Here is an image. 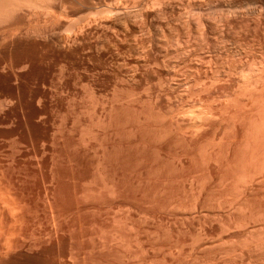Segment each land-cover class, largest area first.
Segmentation results:
<instances>
[{
	"label": "rangeland",
	"instance_id": "rangeland-1",
	"mask_svg": "<svg viewBox=\"0 0 264 264\" xmlns=\"http://www.w3.org/2000/svg\"><path fill=\"white\" fill-rule=\"evenodd\" d=\"M46 1H47V3L49 2L48 3L49 6L53 5L52 7L54 10L50 9L51 11H49L50 13L48 14V13H46V11L44 9L41 10V8H40V11L36 12L33 15H30V17H29L30 22H31V20H32V22L28 23L27 31L30 29L28 32H33L35 30H36L35 32H37V30L41 31V30H46L47 28H49L47 30H49L53 35H54V33H56L55 34L56 36L54 35V37L60 38V36H61L63 38V40H62V38H60L61 39L60 41H63V42H60V44L62 43L61 45H63V47L65 45L68 46V47L65 46L64 48H69V46L71 45L72 48L69 49V51L72 50L71 53L69 52L68 53L69 55L67 54L66 56L64 54L61 55L59 53L56 55V54H53L52 52H50L44 48L39 50L40 49L39 47H38L39 49H37L36 45H34L31 41H27L28 43L23 42V43H25V45L23 43H21V45L23 44L22 47L20 48L18 46L17 47L18 50H16V52L10 53L11 57L8 55L5 57L3 54H0V60H2V59L4 60V62L1 63V66H2V68L5 67L4 71H3L4 74L0 75V102H1L0 103V154H1L0 155V179L2 178L0 180L2 182V183L0 182V191H1L0 196H4V194L6 195V196H4L3 200H1L3 197H0L1 198L0 200L3 204V205L1 204L2 207L3 206L5 207V205H6L5 208L0 207L1 210L3 209L2 212L0 210V212H1L0 214L1 215L5 214L4 216L0 215V218L2 219V220L0 219L1 220L0 221V226H1L0 227L1 228L0 229V233H1L0 234V264H143V263L144 264H233V263L236 264V260L238 261L237 264H257V263L258 264H264V254H263L264 253L263 252L264 246H261L260 247L261 249H259L258 248L259 246H258L256 251H255V248L253 250L251 249L252 250V252H251L248 249H244L243 247H241L239 245L242 242L241 239L245 238L246 234H247V230H245L246 227H244L243 224H242V226L241 225L238 226V228L237 227L236 228H230L229 227V229H232V230L227 229L228 228L227 224L230 222V220L228 219L229 218L228 214H230V212L232 210H234L232 208H230V210H229V207H231L230 205L233 204L232 207L234 208V205L236 204V202H235V204L234 203L228 204V203H231L229 201L225 202V204L227 206H229V207L225 206L229 212L223 211V209L226 210L225 207L224 208L222 207L223 208L221 210L222 212L219 211L221 208L219 209L218 203H217L218 206L216 207L215 203L219 202L218 199L220 201H221V199H222V201L226 200V199L234 200L235 196H233L234 194L231 195V193H228V194L224 193L222 191L223 189L221 190V192H222V194H221L218 191V188L221 189V187H218L221 185V182L219 180L214 181V180H211L209 178L211 181L210 182L207 179V176L204 177L205 172L207 173L208 171L212 170V172L215 171V173H216V171H218V170H216V168H215L216 165L214 164V162L213 163L211 162L214 167L212 166L211 163H210L211 166L208 163L207 166L209 165L208 169L210 168V170L206 171L207 166L206 165H205L206 167L202 166L203 164H201L202 162H200V161H202L203 155L200 156L198 154V156H196V154L198 152H200V154L202 153L203 147H204V151L207 150L210 152L212 150L211 153L214 152L213 149H216L218 147V146L216 147L217 144H215V143H218L217 142L218 140L224 141L225 136H222V135L217 134V133L214 134V132H211V131H213L211 129V131L210 130L207 131V132H209V134L207 133L208 135L207 134H205V135L200 134L201 136L200 135H197V136L194 135L195 136V138H194V136H192L191 134L190 135H188V134L182 135L184 132H181V130L177 129L182 134H180V133L178 134L177 130L176 131L173 130L176 133L173 134V136H174L173 137L171 134L172 131L170 132L171 137H172V139H171V137L168 136V134H166L164 136L163 135L162 136L155 135L156 131L154 132V126H156L157 123L162 124L163 122L161 123V121L159 122L157 120V123H155V125L153 123V125H154L153 127L151 126L152 125L151 124L150 128H148L149 127L148 122H145L146 124H148L146 127L148 129H150V131H151V129H153V131H152L153 134H152V132H148L149 130L146 128L140 129L141 126L145 127V125H146L142 120L143 118H141V124H139L140 121H138V118L136 119L133 117V114L135 116L139 115V113L141 116L144 115L145 114L144 112L146 110L144 109L145 111H143L141 113L140 107L142 106V104H146V105H143V106H145V108L147 106H148V108L151 107V106H149L150 101H151L152 107H153V103H154V106L155 105L158 106V108H157V106H155V108H152V109H155V113H156L155 117H156L158 110L159 111L164 110V112L167 114V112H166L167 110H165V109H168L167 107H169V106L173 107L174 109H175V107H178L177 109H179V107L185 108V106L191 107L192 106L191 101H193L195 103L197 101V99H199V98H200V100L204 99L202 101V103L203 102L206 103V101H207L209 103L212 102L214 104L213 100L217 99V98L216 97L214 98V92L213 91L216 92V89H217V92H221L224 88L223 89L221 88L220 91L218 89L220 87H223L222 84H224L225 82L226 83L224 84V87H225L224 91H226V89H228V90L229 89L231 90V88L234 89L233 88L234 86L236 88L237 83L235 84L234 80L237 82V78L240 76V75H238V71H233V69H232L233 67H232L231 68L233 71L232 72L231 70H229L228 68H225V67H227L228 64L231 63L232 65L234 64V66L236 67V70H237L238 67H237V65H235V62H236V64L238 63L240 65V63H241L240 60L243 59L244 61L243 60H241V61L243 62V65H244V64L250 63V62L252 63L253 60L256 61V60L262 59L260 57V55L262 57L264 56V46H263L264 45V38L262 37V39H263L262 40L261 35L259 33H256L258 31H255V29L253 30V27L250 28V26H249L247 28L245 26L247 24L237 22L238 19L239 20L241 19V18H238V15H240V14H238L237 12L244 10V9H241L242 4H240V3H242V2L237 3V0H230V1L229 0H224V1L223 0H170V2H169V0H157V1L156 0H142V1L141 0H96V1L95 0H89V1L88 0H72V1L71 0H58V1L57 0H51V1L50 0H43V3H45ZM61 1H62V3H61ZM70 2H72V4H73V2H75V4H74L75 6L74 5L72 6V4ZM94 2H95V4H94ZM225 2H226V4H225ZM47 3H46V5H48ZM91 3H92V5H91ZM108 4H111V6ZM152 4H155V5H152ZM229 4H230V6H229ZM76 5H78V6H76ZM160 5H162V6L160 7ZM70 6H71V8H70ZM84 6H85V8H84ZM164 6H166V7H164ZM104 7L107 9L112 8L113 11L112 10H106V9H104ZM100 8L101 9L103 8V9L97 10ZM144 8H147L148 10L144 9ZM161 8H163L164 12H162L163 10ZM178 8H180V9H178ZM243 8H244V6H243ZM70 9L71 10L74 9V10L71 11ZM158 9H160V10H158ZM23 11H25V10L23 9ZM63 11H65L64 14H63ZM91 11L92 12L96 11L95 12L96 14L94 13V15H93V13H92L90 16L89 13H91ZM97 11H98V13H100L99 16H98ZM99 11H102V12H99ZM142 11L143 12L145 11V12L143 13ZM40 12H41V16H39ZM147 12H149L151 15V16L149 15L147 17L148 21L145 19L146 18L145 15ZM159 13L161 14V16ZM162 13H164V14H162ZM46 14H48V15H46ZM80 14H83L84 16H82ZM85 14H88L90 17L88 15L85 16ZM157 14H159V15H157ZM49 15L51 16V18ZM79 15L82 16V19H85V21L82 19L80 20ZM109 15H110V17H109ZM254 15H256V14H254ZM263 15H264V13H262V15L260 17L264 21ZM34 16H36L37 19ZM52 16L55 18H53ZM234 16L238 18L237 21L232 20V19H236V18H233ZM83 17H85V18H83ZM137 17H139V18H137ZM158 17H160V19ZM224 17H226L227 20H229L228 18H230V20L227 21L226 18H224ZM34 18H35V20H33ZM77 18H79L78 23L76 21V24L74 25L73 23L75 21L74 22H72V21L74 19L77 20ZM168 19H169V21H168ZM135 20H137V21L135 22ZM140 20H142V21H140ZM196 20H198V21H196ZM202 20L207 21L208 23L211 21V22H213V24H212V26L209 27L208 26L209 24L205 25V23L207 24V22H203ZM71 22H72V25H71ZM100 22H101V24H100ZM142 22H144L143 23L144 25L142 24ZM196 22H199V24H201V25H199ZM44 23H45V25H43ZM33 24H35V25H33ZM40 24H42L43 26ZM181 24H183L182 25L183 27L181 26ZM232 24L233 25L235 24V26H233ZM240 24H242L243 26L242 25L240 26ZM29 25L31 27H29ZM39 25H40L41 29L38 27ZM53 25H54V27H53ZM76 25H78L79 30L77 29ZM226 25H229V26H226ZM68 26H70V28H68ZM75 26H76V28H75ZM141 26H142V28L140 29ZM144 26H146V27H144ZM42 27L45 29H43ZM84 27H85V29L83 30ZM103 27H104V29H103ZM197 27H198V29H197ZM130 28H131V30H130ZM23 29L26 30V28H23ZM91 29H93V30H91ZM202 29H205V30L202 31ZM197 30L202 31V32L201 31L200 32L203 33L202 35L205 37V39L202 36L203 39L201 40V38L200 39L198 38L199 37L198 35H195ZM224 31H225V33H224ZM158 32H160V33H158ZM227 32L230 34L228 35ZM62 33H63V35H62ZM204 33L208 34V38H207V36L204 35ZM118 34H120V35H118ZM136 34H138V35H136ZM134 35H135V37H134ZM230 35H231V37H230ZM238 36H240V38ZM64 37H65V39H64ZM108 37H110V38L108 39ZM150 37H152V38H150ZM101 38H102V40H100ZM146 38H148V39H146ZM212 38H213V40H212ZM75 39L77 41H75ZM140 39H141V41L143 39H145V41L146 40L147 41L141 42ZM162 39H164V40H162ZM124 40H125V42H124ZM126 40H127V42H126ZM244 40H245V42H244ZM114 41H117V42L114 43ZM171 41H173V42H171ZM198 41H200V42H198ZM203 41H204V43H203ZM227 41H228V43H227ZM68 42L71 44H69ZM73 42H74V44H73ZM104 42H105V44H104ZM179 42H180V44H179ZM193 42H195V43H193ZM206 42H207V44H206ZM30 43H32V44L29 45ZM83 43H84V45H83ZM87 43H89V44H87ZM197 43H198V45H197ZM26 44H28V45H26ZM174 44H176V45H174ZM186 44L187 45L189 44V45L187 46ZM73 46L76 50L73 48ZM97 46H99L98 47L99 50L97 49ZM138 46H139V49H138ZM90 47H92V48H90ZM153 47L155 48L154 51H153V49L151 50V48H153ZM158 47H159V49L157 50ZM107 48H109V49H107ZM116 48H118V49H116ZM142 48H144V49H142ZM148 48H150V49H148ZM173 48H175V49H173ZM177 48H178V50H177ZM91 49H93V50H91ZM101 49H103V50L101 51ZM138 51H140V52H138ZM147 51L148 52L153 51L152 52L153 54L152 53L147 54L148 53ZM172 51L174 53H172ZM166 52H168V53H166ZM180 52H181V55H179ZM182 52H184V53L182 54ZM72 53H73V55H72ZM248 53L249 54L251 53V54L249 55ZM139 54L141 57H139ZM156 54H158V55H156ZM109 55H110V57H109ZM123 55L125 56V58ZM202 55H204V56H202ZM17 56H19V58L27 57L31 61V64L20 63V66H19V63H16V65H15V63L12 62L10 65L8 63L10 61V59L16 60ZM154 56L156 59L153 58ZM211 56H212V58H211ZM256 56L259 59H254V57L257 58ZM202 57H204V58H202ZM187 58H189V59H187ZM142 59H143V61H142ZM227 59L229 62L226 61ZM231 60L233 61V63L231 62ZM246 60H247V62H246ZM154 61L155 62L157 61L160 64H158L156 62L158 64V65L156 64L157 65L156 66L154 64L155 63ZM209 62H211L210 65H209ZM4 63H6V66ZM216 63H217V65H216ZM224 63L225 64L228 63V64L224 66V65H222ZM25 64H27V67H25ZM203 65H204V67H203ZM241 65H242V63H241ZM188 66H190V68ZM244 66H247V65H244ZM107 67H109V68H107ZM25 68L28 70V72ZM137 68H138V70H137ZM216 68H218V69H216ZM5 69H6V72H5ZM146 69H148V70H146ZM211 69H213V70H211ZM220 69L222 72L220 71ZM225 69H226V71H225ZM17 70L18 71L23 70L24 72L23 71L17 72L19 75L17 77V75H14V74H17L16 73ZM155 71L157 72V74ZM218 71H220V74H218V75L215 74V72L219 73ZM227 71L229 72V74ZM11 72H13V73L11 74ZM174 72L176 74H174ZM194 72H196V73H194ZM206 72H207V74H205ZM224 72H225V74H224ZM236 72H237L238 76L236 75ZM189 73H190V75H189ZM3 76H5V77H3ZM158 76H160V77H158ZM186 76H189V77L193 76V78H191V80H190V78L187 77L188 79H186L185 78ZM204 76H206V77H204ZM161 77H162V79H161ZM202 77H204V78H202ZM18 78L19 79L21 78V79L18 80ZM130 78H131V80L132 79L133 80L131 81ZM79 79H80V81H79ZM136 79H137V81H136ZM176 79H178V80H176ZM183 79H184V82H183ZM17 80H18V82L19 81L20 82L19 83L16 82ZM185 80H186V82L189 81L188 83H190V81H193V83L191 82L190 84H191V87L193 86L194 92L196 91L195 93H193L191 91L192 94L188 92L189 94L186 93L187 95H185L184 94L185 91H179V89H181V85L183 86L185 84ZM204 80H206V81H204ZM207 80H209V81H207ZM228 80H229V82H228ZM10 81H11V84H10ZM14 81H15V83H14ZM161 81H163V82H161ZM159 82L161 83L160 86H159ZM165 83H166V85H165ZM218 83L220 84V86ZM150 84H151V86H149ZM199 84L202 85V88L199 87L200 86ZM230 84L231 85L233 84V86L230 87L229 86ZM179 85H180V88H179ZM212 85H214L215 87ZM163 86H165V87H163ZM118 87H119V89H118ZM149 87H151L152 89H150ZM183 87L181 90H183ZM93 88H95V89H93ZM212 89H215V90H212ZM18 90H19V92H18ZM40 90L45 92L44 98L35 97V94L37 93L36 91H40ZM210 90L213 92V94L211 93L212 96L208 97L209 96L208 94H210V93L206 94V92H211ZM94 91H95V93H94ZM130 91H133L134 93L130 92ZM203 91H204V93H202ZM127 92H128V95L126 94ZM180 92L183 93L184 95L183 94L181 95ZM99 94H100V97H99ZM134 94L137 96L135 97ZM150 94H151V96H150ZM156 94H157V96H156ZM205 94H206V97H205ZM89 95H90V97H89ZM96 95H97V97H96ZM118 95H120V96H118ZM130 95H133V96H130ZM170 95H171V97H170ZM159 96L161 97V99L158 100V98H160ZM167 96L169 99L167 98ZM201 96H203V97L201 98ZM195 97H198V98H195ZM194 98L196 101L193 100ZM124 99L127 103H129L131 105L132 108L135 107L134 109H136V106H137V108L139 107L138 109H136L137 112H135V111L132 112V109L130 112L129 105H127V103H123ZM146 99H148V100L146 101ZM171 100H173V101H171ZM152 101H153V103H152ZM175 101H176V103H175ZM185 101L186 102L188 101L189 104L186 103ZM3 102L5 105L3 104ZM144 102H147V103H144ZM215 102H217V101H215ZM118 103H120V104H118ZM209 103L208 104L206 103V104L212 105ZM6 104H9V106ZM169 104H171V105H169ZM37 105H40L41 108L43 107L42 112L39 114H35V107H37ZM98 105H99V107H98ZM113 105L114 106L117 105V107L115 106V108H117V109L120 106H122V107L119 108L120 111L118 109L119 112L118 111L116 112L117 115L119 116V117H117L118 119L116 118V120H118L117 123L115 122L117 125H114L115 124L114 123L112 125L114 129H112V131H111L112 126L110 127L108 125L110 127V129L108 130L109 127L107 125L106 126L108 128H104V127H106L105 124L103 125L101 122H98V121H99V119L104 117V115L102 117L101 114H106V112L108 111L107 108H109V107L114 108ZM123 105H127V107H128L127 111L129 113H132V114H130V115H132V118L129 116V118H131L129 120L127 119L128 116L122 117L123 114H125V116L127 115L126 114L127 108H125L126 113H123L121 116V113H122L121 110L124 107ZM139 105H141V106H139ZM215 105H213V106H215ZM143 106L141 108H143ZM115 108H114V110H115ZM148 108H147V110L151 109V108H149V109ZM173 108H172V110H174ZM182 108H181V111L179 109V113H177L178 115L181 112H183ZM188 108H185L184 115L187 112ZM103 110H104V112L102 113L101 111H103ZM105 110H106V112H105ZM156 110H157V112H156ZM125 111L123 108V112H125ZM146 112L148 114L149 111H146ZM162 112L163 111L158 112L159 113L158 115H160V114L166 115L165 113H162ZM171 112L172 111L170 110L168 112V115ZM174 112H176V111H174ZM135 113H138V114L136 115ZM173 114L175 116L177 115L175 113H173ZM45 115H46V118H45ZM99 115L101 117H99ZM170 115H172V114H170ZM178 115H177V117H178ZM182 115H183V113L180 114V116H182ZM186 115H188V114L186 113ZM186 115L184 116L185 118L183 116L182 117L184 118L185 121L186 120L188 121V119H186V117L188 118L189 116H186ZM41 116H44V117H41ZM153 116H154V114H153ZM180 116L178 118L175 117L173 120L177 121L176 119H179L178 122L179 121L182 122L183 119L180 118ZM4 117H5V119H4ZM121 118L124 120L125 123L123 122V120ZM161 118H162V116H160L159 119H161ZM164 118L165 117H163L162 119H164ZM168 118L169 117L167 116V119H165V122H166V120L168 122L170 121V119L168 120ZM170 118H171V116H170ZM133 122L135 123V125ZM142 122L144 123V126H143ZM149 122L152 123V121H149ZM165 122H164V125L168 126V124H166ZM137 123L139 125H141V126H139V131H137L138 129L136 130V127H138V125H136ZM10 125H11V127H8ZM120 125L122 127H120ZM125 125L126 126L128 125V126L125 127ZM161 126H163V125H161ZM167 126H164L163 128L168 129L169 127H167ZM174 126H175V124H174ZM117 127H120V128H117ZM123 127H125V128H123ZM132 127L133 128L135 127V129H133ZM122 128H123V130H122ZM126 129H127V131H126ZM144 129L147 130V134L145 132L146 130H144ZM107 130L110 134L105 133V132H107ZM113 130H115V132ZM140 130H144V133L143 132L141 133ZM119 132H120V134H119ZM137 132H138V134H137ZM111 133H113V134L111 135ZM140 133H141V135H140ZM148 133H150V134H148ZM132 134H134V135H132ZM135 135L137 138L135 137ZM220 136H222L221 137L222 139H220ZM118 137H120V138H118ZM165 137H167L166 140H165ZM185 137L187 140L185 139ZM122 138H124V139H122ZM157 138H159V139H157ZM13 139H15V140H13ZM107 139L109 140L110 143L107 141ZM130 139H132V141ZM177 139L178 140L180 139V140L178 141ZM181 139H183V140H181ZM190 139L193 141H190ZM128 140H129V142H127ZM152 140H153V142H152ZM156 140H157V142H156ZM202 140H204V141H202ZM213 140L214 141L216 140V141L213 142ZM161 141H163V143ZM195 141H196V143H194ZM211 141L213 142V144ZM79 142H81V143H79ZM179 142H181V143H179ZM185 142L187 144L188 143L189 144L186 145ZM43 143L45 144V146ZM145 143H148L147 146H145L146 145ZM157 143H160V144H157ZM204 143L206 145H203ZM20 144H22V145H20ZM140 144H141V146H140ZM208 144H210V145H208ZM218 144L220 146V143H218ZM161 145H163V146H161ZM189 145H191V147L193 149L190 147H189L190 149H188ZM222 145L223 144H221V147H223ZM24 146H26V147H24ZM79 146H81V148ZM212 146H215L216 148L212 147ZM137 147L139 148V150L137 149ZM73 148H75L76 150ZM103 148H106V149L104 151H102ZM144 148H146L147 151ZM219 148H217V150ZM194 149L197 151L195 152ZM106 150H109V151H107L108 160H109V158L111 159V160H109L108 163L112 164V166H111V164L107 163L108 166H111L110 168H108V170L110 169V171H107V172L108 173L110 172L111 174L113 172V174H116V175H113V174L111 175L110 173L106 175V171L104 173L106 176H104L103 174H101L102 176L101 175L99 176L97 173V164L96 163H98L100 154L102 156V153L105 152ZM188 150L189 151L192 150L190 152V153H192L191 154L192 157H193V153H195L193 158L190 157L191 155L189 154ZM142 151H144V152H142ZM47 152L49 154H46ZM56 152H58V153H56ZM86 152H88V153H86ZM108 152L110 153V155L108 154ZM140 152L142 154V157L145 155L144 157L146 158V160H145V158L141 157ZM152 152H153V154H152ZM163 152H165V153H163ZM18 153H21V154L19 155ZM158 153L160 154V156ZM179 153H180V155H179ZM186 153L189 154V155H186L189 157H185V158H187V161H189V164H190V162L193 161L194 158L196 159V157H197V160L193 161L194 165L192 166V168L190 167L189 164H187V165H189V168H190V170L187 171V173L189 172L188 174L183 173V171L181 170L182 168L179 165L177 166V168H179V169L175 168V170H177V172H176L173 169V167H176L177 163H179V162L181 163V161L183 162L186 160L183 156ZM44 154H45L46 158L44 157ZM58 154H59V156H58ZM86 154H88V155H86ZM118 154H119V156H118ZM207 154H209V153H206V155ZM69 155L71 156V159L69 158ZM125 155H127V156L125 157ZM167 155H169V156H167ZM72 156H74L73 158H75V157H77V158L73 159ZM152 156H154V157H152ZM171 156H172V158H171ZM40 157L43 159L41 160ZM115 157H116V159H115ZM33 158H34V160H33ZM118 158H120V159H118ZM199 158L201 160H199ZM24 159H27V160H24ZM77 159H78V161H77ZM113 159H115V160H113ZM139 159H141V160H139ZM142 159L145 160V163H147V164L143 163L144 161L141 162ZM190 159H192V160L190 161ZM72 160H75V162L73 161L74 165L72 164L73 162L71 163ZM61 162H63V163H61ZM174 162H175V164H174ZM153 163H155V165ZM156 163H158L159 165ZM62 164H64V165L61 166ZM143 164H145V166H146L145 168H144ZM40 165H41V167H40ZM94 165H95V167H94ZM137 165H139L140 167ZM142 165H143V168H142ZM151 165H152V167H151ZM28 166H30V167H28ZM37 166H38V168H37ZM51 166H53L54 169ZM127 166H129V167H127ZM218 166H217V169L219 168ZM137 167H139V168H137ZM202 167H204L206 170L203 169ZM211 167H213V169H215V170L211 169ZM111 168H112V171H111ZM164 168H165V170H164ZM170 168H171V170H170ZM16 169H17V171H16ZM51 169H52V171H51ZM143 169L144 170L149 169L148 170L149 171V179H150V181H152V182H150V184L153 185L155 190L152 189L153 187H151V189L154 190V192L157 190L156 191L157 194H158V192H160L162 196L165 193V192L162 193L165 189L166 192L169 194L168 195L169 197L165 196L167 194H165L162 197L159 193L158 195H156L157 198H156V196L154 198V195L156 192L155 193L152 192L153 194L151 193L150 186H152V185L149 184V182H148L149 179L147 182H144L145 184L143 183L144 180L141 179L143 176L146 175V170L143 171ZM185 170H188L187 166H186ZM204 170H205V172H204ZM14 171H16V172H14ZM19 171H21V172H19ZM173 171H175V172H173ZM178 171L180 174H182V173L183 174L181 176H180V174L176 175V173H178ZM220 171H221V169H220ZM150 172H152V173H150ZM203 172H204V174H203ZM73 173H74V175H76L75 177H74ZM170 173H171V175H170ZM173 173H175V174H173ZM55 174H57V175H55ZM141 174H142V176H141ZM150 174H153V176ZM155 174L156 175L158 174L157 176H159L160 174L161 175L159 177H157ZM6 175H7V177H6ZM58 175H60V176H58ZM172 175H174V176H172ZM183 175H185V176H183ZM27 176L29 179L27 178ZM113 176H116V180L120 182V183L118 182L120 185V187H119L120 191L118 193H115L116 196H114L115 194L112 195L111 192H109L107 187L105 186V181H106V183H108L110 178H114ZM150 176H152L153 178L152 177L150 178ZM176 176H178V177L176 178ZM128 178H129V180H128ZM205 178L208 180L206 183H205ZM8 179L9 180L11 179L10 180L11 182ZM143 179H144V177H143ZM181 179H183V180H181ZM212 179H214V178H212ZM73 180H74V182L72 183ZM75 181H76V183H75ZM201 181H203V182H201ZM165 182H167L169 184L170 187L168 186V184H167V186L169 187V189H171L170 190L171 193L168 192L169 189L167 191L168 187L162 188L163 186H165L163 184ZM190 182H192L194 185L191 184ZM219 182H220V185H219ZM6 183H7V185H6ZM65 183H66V185H65ZM146 183H148V185H150V186L146 187V185H147ZM201 183H203V184H201ZM209 183H211V184H209ZM141 184H144L145 187H143V185H141ZM162 184H163V186L161 187ZM190 184L193 185L194 189ZM197 185H199V186H197ZM202 185L205 187V190H203L204 187ZM123 187H124V189H123ZM136 187H137V189H136ZM160 187H161L162 191L160 190ZM183 187H185V188H183ZM191 187H192V189H191ZM55 188H59V190L55 189ZM143 188L144 189L147 188L146 190L150 191V192H148V194L149 193L150 194L149 195L147 193H146L147 195L141 194L144 192V191H142ZM6 189H7V191H6ZM8 189H9V191H8ZM69 189H70V191H69ZM181 189H182V191H181ZM198 189L201 190L202 192L198 191ZM86 190H88V191H86ZM123 190H125V191H123ZM173 190H175V191L173 192ZM195 190H196V192H195ZM57 191H58V193H57ZM6 192H8V193H6ZM86 192H88V193H86ZM216 192H217V194H216ZM9 193H10V195H8ZM94 193L96 195H94ZM133 193H135V194H133ZM136 193H137V195H136ZM184 193L186 196L184 195ZM24 194H25V196H24ZM53 194L56 197V199H55L57 201V202H55L56 205H54V203L51 202V201H55L54 197L52 196ZM87 194H89L91 196H89ZM187 194H189V195H187ZM199 194H201L200 198H195V196L199 195ZM11 195H12V197H11ZM45 195H46V197H45ZM81 195L83 197H81ZM84 195H86V196H84ZM211 195H213V197H211ZM94 196H96L97 198ZM98 196H101L102 198L98 197ZM5 197H7L9 200V201H6V203H5ZM9 197L12 198L11 203H10ZM197 197H199V196H197ZM218 197H220L221 199ZM224 197H226V198H224ZM228 197H230L231 199ZM232 197H233V199H232ZM260 197L261 198H258L259 201L258 200L256 201L257 202L256 207L260 211L262 208L261 212L264 213V198H263L264 195L260 196ZM24 198H26V200ZM92 198H94V199H92ZM212 198H213V200H212ZM38 199L40 201L39 203H38ZM88 199H90V200H88ZM151 199H153V200L151 201ZM174 199H176L175 201L178 200V202H175V204L177 203V205L180 204L179 201L182 200V202L180 201L181 203H183L182 205L180 204L181 205L180 207L182 209L180 207H176V206L174 207L175 204H172V201H171V200H173V203H174ZM194 199H199L202 202L205 201L203 203L206 206H204V204H202L203 206H202L201 210H200V208L197 210L193 209L192 205H191V203H192L191 201L194 202ZM215 199H216V201H215ZM64 200H66V201H64ZM88 202H90V203H88ZM91 202H92V204L93 203L94 204L92 205ZM95 202H97V203H95ZM209 202H210V204H209ZM13 203H15L14 207H13V205H14ZM8 204H9V206H7ZM87 204H88V206H87ZM185 204L187 207L185 206ZM144 205L145 206L148 205V206L145 207ZM260 205H261V207H260ZM57 206H58V208H57ZM164 206H166L167 208ZM223 206H224V204H223ZM10 208H12L11 209L12 215L10 213ZM54 208H57L56 210L57 211L59 210V211L56 212V210H55V212H54ZM4 209H5V211H4ZM66 209H68V210H66ZM206 209H208L209 211ZM177 210H178V212H177ZM190 210H192V211H190ZM213 210L215 211L214 213H213ZM145 211H147V212L150 211L151 214H150V212L147 213ZM160 211H162V212H160ZM34 212H36V213H34ZM84 212H85V214H84ZM15 213L17 214V216ZM154 213H156V214H154ZM172 213H174V215ZM195 213L197 216L195 215ZM219 213H221V214H219ZM141 215H142V217H141ZM181 215H183V216H181ZM223 215H224V217H223ZM207 216H208V218H206ZM69 217H71V218H69ZM170 217H172V218H170ZM178 217H179V219H178ZM188 217H189V219H188ZM214 217H216V218H214ZM129 218H133V219H129ZM29 219H31V221ZM35 219L37 222H35ZM68 219H71V220H68ZM78 219H80V220H78ZM127 219L129 222L127 221ZM90 220H92V221H90ZM167 220H168V222H167ZM187 220H189V221H187ZM195 220H196V222H195ZM226 220L227 221L229 220V221L227 222ZM263 220L260 219V221L256 222V225L260 224L259 226H257L259 228L257 231L258 234L264 231L263 230L264 226H262V224H261V223H264ZM51 221H52V223H51ZM149 221H150V223H149ZM193 221H194V223H192ZM211 221H213L214 223L212 224ZM34 222H35V225H34ZM174 222L177 224V226ZM135 223H136V226H135ZM208 223H209V226H208ZM11 224H12V226H11ZM161 224L162 225L164 224V225L162 226ZM53 225H54V227H53ZM77 225H78V227H77ZM148 225H152V226L154 225V228H152V226L148 227ZM15 226H17V227H15ZM35 226H38V227L35 228ZM203 226H205V228ZM189 227H190V229H189ZM196 227H197V229H196ZM5 228H6V231H5ZM130 228H133V229H130ZM134 228H136V229H134ZM138 228H139V230H137ZM221 228H222V231H221ZM205 229H206V231H205ZM224 229H226V230H224ZM73 230L76 233H74ZM179 230H181L182 233L179 232ZM190 230H192V231H190ZM212 230H213V232H212ZM243 230H245L246 233ZM131 231L133 234L131 233ZM135 231H137V232H135ZM202 231H203V233L205 231V233H204L205 238L203 239L201 236V239L200 238L198 239L197 237H200V232L202 234ZM148 232H150V233H148ZM194 232H195V234H194ZM40 233H41V235H40ZM137 233H139V234L137 235ZM240 233H242V234H240ZM263 233H261L259 235H262ZM19 234H20V236H19ZM181 234H184V235H181ZM224 234H226V235H224ZM228 234H229V236H227ZM233 234L236 238L233 236ZM42 235H43V237H42ZM131 235H132V237H131ZM180 235L182 236V239H181V237L180 238L178 237ZM231 235L233 236V238L232 237L231 238L233 239L234 242L232 240L231 241L228 240ZM238 235H240V236H238ZM32 236H34V237H32ZM38 236H40V237H38ZM46 236H47V238H46ZM54 236H55V238H54ZM134 236H135V239H134ZM166 236L168 238H166ZM173 236H175V238H173ZM50 238H51V241L49 242ZM137 238H139V240H137ZM217 238L222 239L223 241L218 240ZM41 239H42V242L40 241ZM45 239H47V240H45ZM195 239H197V240H195ZM170 240H171V242H169ZM173 240H175V241H173ZM227 240H228V242H226ZM235 240H236V242H235ZM240 240H241V242H239ZM196 241H198V242L201 241V243L198 244ZM174 242H176V243L178 242L179 244L178 243L173 244ZM203 242L204 243L207 242V243L203 244ZM42 243L45 245H43ZM170 244H171V246H170ZM228 244H230V245L232 244V246L234 245L235 247H231ZM70 245H72V246H70ZM182 245H184V246H182ZM220 245H222V246H220ZM242 246H243V243H242ZM7 247H9V248H7ZM205 247H206V250L204 249ZM19 248L20 249L22 248V249L20 250ZM142 248H144V249H142ZM209 248H211V249H209ZM235 248H237V249H235ZM241 248H243V249H241ZM118 250H119V252H118ZM235 250H237V251H235ZM257 250H259V252L262 250V252L258 253ZM31 251H32V253H31ZM253 251L255 254L257 252V254L256 255L252 254ZM230 252L233 254L231 255ZM140 253H141V255H140ZM234 253H235V255H234ZM227 254H229V255H227ZM260 254H262V256ZM3 255H4V257H3ZM71 255H72V257H71ZM6 256H7V258H6ZM257 257L258 258L260 257V258L258 259ZM241 259H244V261ZM252 259H254L255 262ZM232 261H234V262H232Z\"/></svg>",
	"mask_w": 264,
	"mask_h": 264
},
{
	"label": "bare ground",
	"instance_id": "bare-ground-1",
	"mask_svg": "<svg viewBox=\"0 0 264 264\" xmlns=\"http://www.w3.org/2000/svg\"><path fill=\"white\" fill-rule=\"evenodd\" d=\"M51 1V0H50ZM58 1V0H57ZM72 1V0H71ZM89 1V0H88ZM96 1V0H95ZM142 1V0H141ZM140 1V2H141ZM157 1V0H156ZM224 1V0H223ZM230 1V0H229ZM101 2V1H100ZM113 2V1H112ZM126 2V1H125ZM138 2V1H137ZM146 2V1H145ZM149 2V1H148ZM147 2V3H148ZM162 2V1H161ZM169 2H170V0H169ZM240 3V2H242V3H240V4H242L241 6H242V8L241 9H244L243 11L241 10L240 12L238 11L237 13L238 14H240V15H238V18H241L240 20L237 18V17H233V18H236V19H232V20H235V21H237V19H238V23H244V24H247V25H245L247 28L250 26V28L251 27H253V30L255 29V31H258V32H256V33H259L260 35H261V39H262V37L264 38V21L262 20V18L260 17L261 15H262V13H264V0H237V3ZM46 3H47V1L45 2V3H43V0H0V54H3L5 57L8 55V56H10L11 57V54L10 53H13V52H16V50H18L17 49V47L19 46L20 48L22 47V45L24 44L25 45V43L27 42V41H31L34 45H36L37 46V49H39V50H41L42 48H44V49H46V50H48V51H50V52H52L53 54H64L65 56L70 52L71 53V51H69V49L70 48H72L71 47V45L69 46V48H64L63 47V45H61L60 44V42H63V41H60L61 39L60 38H62L61 36H60V38H56V37H54V35L56 34V33H54V35L49 31V30H47V29H49V28H47L46 30H41V31H38L37 30V32H35V31H33V32H28L27 31V26H28V23H31L32 22V20H31V22H30V15H33V14H35L36 12H38V11H40V8H41V10H45L46 11V13H50L49 11H51L50 9H53V5L52 6H49V2L47 3L48 5H46ZM61 3H62V1H61ZM71 4H72V2H70ZM93 3V2H92ZM92 3H91V5H92ZM107 3V2H106ZM111 3V2H110ZM123 3V2H122ZM121 3V4H122ZM163 3V2H162ZM161 3V4H162ZM222 3V2H221ZM230 3V2H229ZM75 4V2H73V4H72V6ZM94 4H95V2H94ZM117 4V3H116ZM139 4V3H138ZM145 4V3H144ZM167 4V3H166ZM202 4V3H201ZM225 4H226V2H225ZM228 4V3H227ZM39 5V6H38ZM57 5V4H56ZM108 5H110L111 6V4H108ZM118 5V4H117ZM152 5H155V4H152ZM193 5V4H192ZM239 5V4H238ZM41 6V7H40ZM75 6V5H74ZM76 6H78V5H76ZM80 6V5H79ZM82 6V5H81ZM150 6V5H149ZM162 5H160V7H161ZM197 6V5H196ZM229 6H230V4H229ZM243 6H244V8H243ZM52 7V8H51ZM99 7V6H98ZM113 7V6H112ZM121 7V6H120ZM144 7V6H143ZM147 7V6H146ZM164 7H166V6H164ZM171 7V6H170ZM175 7V6H174ZM173 7V8H174ZM190 7V6H189ZM240 7V6H239ZM39 10H38V9ZM70 8H71V6H70ZM75 8V7H74ZM84 8H85V6H84ZM124 8V7H123ZM206 8V7H205ZM230 8V7H229ZM22 9V10H21ZM23 9L25 10V11H23ZM103 9V8H102ZM101 8L100 9H97V10H102ZM104 9H106V10H112V8L111 9H107V8H105L104 7ZM142 9V8H141ZM144 9H147V8H144ZM162 10H163V8H161ZM169 9V8H168ZM178 9H180V8H178ZM37 10V11H36ZM54 10V9H53ZM64 10V9H63ZM69 10V9H68ZM71 10V9H70ZM74 9H72L71 11H73ZM94 10V9H93ZM148 10V9H147ZM158 10H160V9H158ZM240 10V9H239ZM62 11V10H61ZM60 11V12H61ZM82 11V10H81ZM105 11V10H104ZM103 11V12H104ZM113 11V10H112ZM120 11V10H119ZM127 11V10H126ZM125 11V12H126ZM146 11V10H145ZM144 11V12H145ZM169 11V10H168ZM198 11V10H197ZM236 11V10H235ZM44 12V11H43ZM59 12V13H60ZM64 12L65 11H63V14H64ZM76 12V11H75ZM96 11H91V13H89V15L91 16V14L93 13V15H94V13H95ZM99 12H102V11H99ZM143 12V11H142ZM143 12V13H144ZM162 12H164V10L162 11ZM195 12V11H194ZM230 12V11H229ZM52 13V12H51ZM97 13H98V11H97ZM119 13V12H118ZM135 13V12H134ZM158 13V12H157ZM175 13V12H174ZM205 13V12H204ZM235 13V12H234ZM48 14H46V15H48ZM61 14V13H60ZM68 14V13H67ZM73 14V13H72ZM96 14V13H95ZM99 14L100 13H98V16H99ZM117 14V13H116ZM160 14V13H159ZM159 14H157V15H159ZM162 14H164V13H162ZM166 14V13H165ZM231 14V13H230ZM254 14H256V15H254ZM37 15V14H36ZM62 15V14H61ZM80 15H82V16H84L83 14H80ZM79 15V16H80ZM86 15H88V14H85V16ZM88 15V16H89ZM118 15V14H117ZM129 15V14H128ZM150 15V13L149 12H147L146 13V20H147V17ZM172 15V14H171ZM203 15V14H202ZM39 16H41V12H40V14H39ZM50 16V15H49ZM54 16V15H53ZM52 16V17H53ZM71 16V15H70ZM82 16H80V20L82 19ZM87 16V17H88ZM89 16V17H90ZM102 16V15H101ZM100 16V17H101ZM151 16V15H150ZM160 16H161V14H160ZM167 16V15H166ZM174 16V15H173ZM182 16V15H181ZM264 16V15H263ZM35 18H36V16H34ZM38 17V16H37ZM68 17V16H67ZM103 17V16H102ZM106 17V16H105ZM109 17H110V15H109ZM144 17V16H143ZM163 17V16H162ZM35 18L33 19V20H35ZM42 18V17H41ZM48 18V17H47ZM50 18H51V16H50ZM53 18H55V17H53ZM52 18V19H53ZM71 18V17H70ZM83 18H85V17H83ZM99 18V17H98ZM116 18V17H115ZM137 18H139V17H137ZM157 18V17H156ZM159 19H160V17H158ZM165 18V17H164ZM167 18V17H166ZM174 18V17H173ZM224 18H226V17H224ZM37 19V18H36ZM69 19V18H68ZM67 19V20H68ZM78 19L79 18H77V20L76 19H74L72 22H74L73 24L75 25L76 24V21H77V23H78ZM180 19V18H179ZM200 19V18H199ZM198 19V20H199ZM222 19V18H221ZM220 19V20H221ZM229 20H230V18H228ZM40 20V19H39ZM56 20V19H55ZM65 20V19H64ZM70 20V19H69ZM68 20V21H69ZM82 20H84L85 21V19H82ZM91 20V19H90ZM100 20V19H99ZM104 20V19H103ZM112 20V19H111ZM155 20V19H154ZM198 20H196V21H198ZM226 20H227V18H226ZM229 20H227V21H229ZM42 21V20H41ZM54 21V20H53ZM88 21V20H87ZM97 21V20H96ZM133 21V20H132ZM137 20H135V22H136ZM140 21H142V20H140ZM148 21V20H147ZM164 21V20H163ZM168 21H169V19H168ZM173 21V20H172ZM187 21V20H186ZM203 21V20H202ZM201 21V22H202ZM217 21V20H216ZM223 21V20H222ZM38 22V21H37ZM40 22V21H39ZM66 22V21H65ZM72 22H71V25H72ZM80 22V21H79ZM94 22V21H93ZM99 22V21H98ZM194 22V21H193ZM200 22V23H201ZM203 22H207V21H203ZM202 22V23H203ZM226 22V21H225ZM224 22V23H225ZM36 23V22H35ZM89 23V22H88ZM103 23V22H102ZM112 23V22H111ZM144 22H142V24H143ZM152 23V22H151ZM159 23V22H158ZM168 23V22H167ZM186 23V22H185ZM196 23H198L199 24V22H196ZM37 24V23H36ZM100 24H101V22H100ZM134 24V23H133ZM139 24V23H138ZM169 24V23H168ZM209 24V25H208ZM212 24H213V22H207V24L205 23V25H208L209 27L210 26H212ZM222 24V23H221ZM31 25V24H30ZM29 25V27H31ZM33 25H35V24H33ZM32 25V26H33ZM38 25V24H37ZM40 25H42V24H40ZM40 25L38 26L39 28H40ZM43 25H45V23L43 24ZM42 25V26H43ZM55 25V24H54ZM54 25H53V27H54ZM85 25V24H84ZM93 25V24H92ZM98 25V24H97ZM107 25V24H106ZM119 25V24H118ZM136 25V24H135ZM144 25V24H143ZM148 25V24H147ZM183 24H181V26H182ZM199 25H201V24H199ZM204 25V24H203ZM220 25V24H219ZM223 25V24H222ZM233 25V24H232ZM242 24H240V26H241ZM48 26V25H47ZM52 26V25H51ZM67 26V25H66ZM77 26V29L79 28L78 27V25H76ZM76 26H75V28H76ZM122 26V25H121ZM126 26V25H125ZM150 26V25H149ZM173 26V25H172ZM207 26V27H208ZM216 26V25H215ZM226 26H229V25H226ZM233 26H235V24L233 25ZM243 26V25H242ZM28 27V28H29ZM37 27V28H38ZM49 27V26H48ZM73 27V26H72ZM96 27V26H95ZM106 27V26H105ZM144 27H146V26H144ZM155 27V26H154ZM183 27V26H182ZM217 27V26H216ZM237 27V26H236ZM245 27V28H246ZM23 28H26V30L25 29H23ZM36 28V29H37ZM43 28V27H42ZM68 28H70V26H68ZM89 28V27H88ZM109 28V27H108ZM142 28V26L140 27V29ZM205 28V27H204ZM243 28V27H242ZM246 28V29H247ZM41 29V28H40ZM43 29H45V28H43ZM85 29V27L83 28V30ZM97 29V28H96ZM95 29V30H96ZM103 29H104V27H103ZM115 29V28H114ZM138 29V28H137ZM196 29V28H195ZM197 29H198V27H197ZM207 29V28H206ZM210 29V28H209ZM214 29V28H213ZM16 30V31H15ZM19 30V31H18ZM79 30V29H78ZM87 30V29H86ZM85 30V31H86ZM90 30V29H89ZM91 30H93V29H91ZM117 30V29H116ZM130 30H131V28H130ZM203 30H205V29H202V31ZM215 30V29H214ZM222 30V29H221ZM229 30V29H228ZM245 30V29H244ZM70 31V30H69ZM74 31V30H73ZM108 31V30H107ZM114 31V30H113ZM112 31V32H113ZM127 31V30H126ZM163 31V30H162ZM201 31V30H200ZM199 30H197L196 31V34L195 35H198L197 37L200 39L201 38V40L203 39V33H201ZM207 31V30H206ZM205 31V32H206ZM251 31V30H250ZM71 32V31H70ZM82 32V31H81ZM90 32V31H89ZM105 32V31H104ZM130 32V31H129ZM128 32V33H129ZM133 32V31H132ZM194 32V31H193ZM209 32V31H208ZM216 32V31H215ZM69 33V32H68ZM74 33V32H73ZM76 33V32H75ZM95 33V32H94ZM102 33V32H101ZM120 33V32H119ZM125 33V32H124ZM158 33H160V32H158ZM191 33V32H190ZM213 33V32H212ZM224 33H225V31H224ZM228 33V32H227ZM251 33V32H250ZM83 34V33H82ZM113 34V33H112ZM142 34V33H141ZM222 34V33H221ZM230 33H228V35H229ZM247 34V33H246ZM61 35V34H60ZM62 35H63V33H62ZM65 35V34H64ZM68 35V34H67ZM71 35V34H70ZM76 35V34H75ZM84 35V34H83ZM94 35V34H93ZM92 35V36H93ZM118 35H120V34H118ZM126 35V34H125ZM136 35H138V34H136ZM147 35V34H146ZM157 35V34H156ZM204 35L205 36H207V38H208V34H205L204 33ZM224 35V34H223ZM232 35V34H231ZM231 35H230V37H231ZM239 35V34H238ZM56 36V35H55ZM66 36V35H65ZM107 36V35H106ZM105 36V37H106ZM114 36V35H113ZM130 36V35H129ZM149 36V35H148ZM179 36V35H178ZM186 36V35H185ZM203 36V37H202ZM255 36V35H254ZM59 37V36H58ZM68 37V36H67ZM78 37V36H77ZM118 37V36H117ZM134 37H135V35H134ZM145 37V36H144ZM158 37V36H157ZM156 37V38H157ZM188 37V36H187ZM190 37V36H189ZM224 37V36H223ZM226 37V36H225ZM234 37V36H233ZM239 38H240V36H238ZM91 38V37H90ZM100 38V37H99ZM110 37H108V39H109ZM113 38V37H112ZM119 38V37H118ZM117 38V39H118ZM122 38V37H121ZM150 38H152V37H150ZM228 38V37H227ZM235 38V37H234ZM64 39H65V37H64ZM79 39V38H78ZM95 39V38H94ZM130 39V38H129ZM146 39H148V38H146ZM160 39V38H159ZM158 39V40H159ZM177 39V38H176ZM188 39V38H187ZM204 39H205V37H204ZM225 39V38H224ZM62 40H63V38H62ZM97 40V39H96ZM100 40H102V38L100 39ZM99 40V41H100ZM107 40V39H106ZM122 40V39H121ZM136 40V39H135ZM150 40V39H149ZM161 40V39H160ZM159 40V41H160ZM162 40H164V39H162ZM183 40V39H182ZM198 40V39H197ZM208 40V39H207ZM212 40H213V38H212ZM223 40V39H222ZM228 40V39H227ZM247 40V39H246ZM256 40V39H255ZM263 40V39H262ZM75 41H77L76 39H75ZM81 41V40H80ZM87 41V40H86ZM109 41V40H108ZM118 41V40H117ZM117 41H114V43H116ZM140 41H141V39H140ZM143 42L145 41V39H143L142 40ZM141 41V42H142ZM147 41V40H146ZM145 41V42H146ZM167 41V40H166ZM169 41V40H168ZM190 41V40H189ZM220 41V40H219ZM229 41V40H228ZM228 41H227V43H228ZM239 41V40H238ZM23 42H25V43H23ZM67 42V41H66ZM111 42V41H110ZM124 42H125V40H124ZM123 42V43H124ZM126 42H127V40H126ZM140 42V43H141ZM151 42V41H150ZM149 42V43H150ZM171 42H173V41H171ZM198 42H200V41H198ZM216 42V41H215ZM226 42V41H225ZM244 42H245V40H244ZM21 43H23L22 45H21ZM28 43V42H27ZM32 43H30L29 45H31ZM69 43V42H68ZM79 43V42H78ZM90 43V42H89ZM89 43H87V44H89ZM122 43V42H121ZM137 43V42H136ZM139 43V44H140ZM159 43V42H158ZM163 43V42H162ZM175 43V42H174ZM193 43H195V42H193ZM203 43H204V41H203ZM209 43V42H208ZM217 43V42H216ZM232 43V42H231ZM69 44H71V43H69ZM73 44H74V42H73ZM76 44V43H75ZM104 44H105V42H104ZM108 44V43H107ZM129 44V43H128ZM165 44V43H164ZM169 44V43H168ZM179 44H180V42H179ZM192 44V43H191ZM200 44V43H199ZM206 44H207V42H206ZM21 45V46H20ZM26 45H28V44H26ZM83 45H84V43H83ZM97 45V44H96ZM102 45V44H101ZM155 45V44H154ZM153 45V46H154ZM157 45V44H156ZM171 45V44H170ZM174 45H176V44H174ZM187 45V44H186ZM189 45V44H188ZM187 45V46H188ZM197 45H198V43H197ZM249 45V44H248ZM137 46V45H136ZM140 46V45H139ZM139 46H138V49H139ZM142 46V45H141ZM150 46V45H149ZM152 46V45H151ZM158 46V45H157ZM164 46V45H163ZM172 46V45H171ZM222 46V45H221ZM264 46V45H263ZM26 47V46H25ZM34 47V46H33ZM39 47V48H38ZM66 47H68V46H66ZM76 47V46H75ZM98 47L99 46H97V49H98ZM104 47V46H103ZM110 47V46H109ZM143 47V46H142ZM156 47V46H155ZM168 47V46H167ZM176 47V46H175ZM182 47V46H181ZM205 47V46H204ZM73 48H74V46H73ZM90 48H92V47H90ZM111 48V47H110ZM141 48V47H140ZM164 48V47H163ZM216 48V47H215ZM254 48V47H253ZM260 48V47H259ZM75 49V48H74ZM78 49V48H77ZM84 49V48H83ZM82 49V50H83ZM107 49H109V48H107ZM116 49H118V48H116ZM135 49V48H134ZM133 49V50H134ZM142 49H144V48H142ZM148 49H150V48H148ZM153 49V51H154V47L153 48H151V50ZM159 49V47L157 48V50ZM170 49V48H169ZM173 49H175V48H173ZM204 49V48H203ZM261 49V48H260ZM76 50V49H75ZM91 50H93V49H91ZM99 50V49H98ZM97 50V51H98ZM103 49H101V51H102ZM123 50V49H122ZM136 50V49H135ZM147 50V49H146ZM150 50V51H151ZM167 50V49H166ZM177 50H178V48H177ZM193 50V49H192ZM195 50V49H194ZM44 51V50H43ZM47 51V52H48ZM88 51V50H87ZM107 51V50H106ZM119 51V50H118ZM143 51V50H142ZM152 51V52H153ZM210 51V50H209ZM246 51V50H245ZM27 52V51H26ZM46 52V51H45ZM117 52V51H116ZM115 52V53H116ZM138 52H140V51H138ZM148 52V51H147ZM146 52V53H147ZM152 52H148L147 54H151ZM163 52V51H162ZM170 52V51H169ZM248 52V51H247ZM155 53V52H154ZM159 53V52H158ZM161 53V52H160ZM164 53V52H163ZM162 53V54H163ZM166 53H168V52H166ZM172 53H174L173 51H172ZM184 52H182V54H183ZM119 54V53H118ZM136 54V53H135ZM142 54V53H141ZM153 54V53H152ZM186 54V53H185ZM197 54V53H196ZM205 54V53H204ZM249 54V53H248ZM251 54V53H250ZM249 54V55H250ZM25 55V54H24ZM23 55V56H24ZM69 55V54H68ZM72 55H73V53H72ZM102 55V54H101ZM122 55V54H121ZM146 55V54H145ZM144 55V56H145ZM156 55H158V54H156ZM166 55V54H165ZM174 55V54H173ZM179 55H181V52H180V54ZM195 55V54H194ZM212 55V54H211ZM229 55V54H228ZM227 55V56H228ZM257 55V54H256ZM2 56V55H1ZM124 56V55H123ZM176 56V55H175ZM197 56V55H196ZM202 56H204V55H202ZM230 56V55H229ZM233 56V55H232ZM245 56V55H244ZM259 56V55H258ZM22 57V56H21ZM109 57H110V55H109ZM128 57V56H127ZM138 57V56H137ZM139 57H141L140 56V54H139ZM178 57V56H177ZM257 57V56H256ZM260 57L262 58V59H259L258 57L257 58H255L254 57V59H259V60H256V61H254L253 59V62L250 64V63H246V64H244V65H247V66H244L243 65V62L241 61V60H243V59H241L240 57V62L242 63V65H241V63H240V65L237 63L236 64V62H235V65H237V67H238V69L236 70V67L234 66V64L232 65L231 63H227L228 64V66L227 67H225V68H228L229 70H231L232 71V69H233V71H238V75H240L238 78H237V82L234 80V82H235V84L237 83V85H236V88H235V86L233 87L234 89H232L231 88V90L229 91L228 89H226V91H224L225 90V87H224V84L226 83H224V84H222L223 85V87H218L219 89V91H220V89L222 88H224L221 92H217V89H216V92L215 91H213L214 92V98L216 97L217 99H214L213 101H214V104L212 103V102H207L206 101V103L208 104H212V105H207L206 103H202V101L204 100V99H201L200 100V98L199 99H197V101L195 100V98H198V97H195L193 100H195L196 102L194 103L193 101H191V104H192V106L190 107V106H188L187 104V106L189 107H186L185 106V108H188V110H187V114L188 115H186V113H185V115L186 116H189L188 118L186 117V119H188V121L186 122L185 120H184V112H185V108L183 107H181L182 109H183V112H181L180 114H182L183 113V117L182 116H180V114L178 115L177 113H179V109H180V111H181V108L179 107V109H177L178 107H175V109L173 108V107H171V106H169V105H171V104H169L168 106L171 108H169V107H167L168 109H165V110H167L166 112H167V114L164 112V110H161V111H163L162 113H165L166 115H164V114H160V115H158L159 113L158 112H161V111H159L158 109V112H157V110H156V112H157V116L155 117V115H156V113H155V109H152V108H155V106H157V105H155L154 106V103H153V101H152V103H153V107H152V105H151V101H150V103H149V106H151V107H149V108H151V109H149L148 108V106L145 108V106H143V105H146V104H142V106H143V108H141L142 106L141 105H139V106H141L140 107V111H141V113L143 112V111H149L148 112V114H147V112L145 111L143 114L144 115H140V113H139V115H137L138 113H135L137 116H135L134 114H133V117L134 118H138V121H140V123L139 124H141V118H143L142 120H143V122L145 123V122H148V124H149V127L148 128H150V125L153 127L154 125H155V123H157V120L160 122L161 121V123L162 124H159V123H157L156 124V126H154V132H155V135H159V136H164V135H166V134H168V136H170L171 137V134H172V136H173V134H175L176 132V130L178 129V130H181V132H184L183 134L181 133V132H179L178 130H177V132H178V134L180 133V134H182V135H184V134H188V135H192V136H197V135H205V134H209V132H207L208 130H210L211 131V129L213 130V131H211V132H214V134H220V135H222V136H225L224 137V141H221V140H218L217 142L218 143H220V146H219V144L218 143H215V144H217L216 145V147L217 148H219L218 150H217V148L215 147V146H212V147H215L216 149H213V151L214 152H212L211 153V151L209 152V151H204V147H203V151H202V153L200 154V152H198L197 154H196V156H198V154L201 156V155H203V157H202V161H200V162H202L201 164H203L202 166H207V164L209 163V165H210V163L212 162H214V164L216 165V170H218V171H216V173H215V171L214 172H212V170L211 171H208V170H210V168L208 169V166L206 167L207 168V170L204 168V167H202L203 169H205L206 171H208L207 173L205 172V170H204V172H205V175H204V177L205 176H207V179L210 181V179L211 180H214V181H216V180H219L220 182H221V185H220V182H219V185L220 186H218V187H221V189H219L218 188V191L222 194V192H221V190L224 192V193H226V194H228V193H231V195H233V196H235L234 197V200H228V199H226V200H223L222 201V199L220 198V197H218V198H220L221 199V201L218 199V201L219 202H216L215 204H216V207L219 205V211H221L225 206H227L226 204H225V202H227V201H229V202H231V203H228V204H232V203H234L235 204V202H236V204L234 205V208L232 207V205H230L231 207H229V206H227V207H229V210H230V208H232V209H234V210H232L231 212H230V214H228L229 215V220H230V222L227 224V226H228V230H232V229H229V227L230 228H238V226H242V224H243V226L244 227H246V229L245 230H247V234H246V237L245 238H243V239H241L242 240V242H241V240L239 241V242H241L239 245L241 246V247H243L244 249H248L249 251H251L252 252V250L255 248V251H256V249H257V247L259 248V249H261L260 247L261 246H264V231L263 232H261V233H263L262 235H259V234H261V233H259L258 234V227L257 226H259V225H256V222L257 221H260V219L261 220H263L264 219V213L263 212H261L262 211V208H261V211L259 210V209H257V207H256V201L258 200V198H261L260 196H263L264 195V56L262 57L261 55H260ZM9 58V57H8ZM81 58V57H80ZM107 58V57H106ZM124 58H125V56H124ZM149 58V57H148ZM153 58H155V56L153 57ZM172 58V57H171ZM190 58V57H189ZM189 58H187V59H189ZM199 58V57H198ZM202 58H204V57H202ZM211 58H212V56H211ZM224 58V57H223ZM228 58V57H227ZM86 59V58H85ZM89 59V58H88ZM118 59V58H117ZM156 59V58H155ZM168 59V58H167ZM177 59V58H176ZM119 60V59H118ZM158 60V59H157ZM186 60V59H185ZM213 60V59H212ZM250 60V59H249ZM248 60V61H249ZM7 61V60H6ZM9 61V60H8ZM105 61V60H104ZM111 61V60H110ZM142 61H143V59H142ZM164 61V60H163ZM168 61V60H167ZM226 61H228V59L226 60ZM244 61V60H243ZM4 62V60L2 59V60H0V75H2V74H4V68H2V66H1V63H3ZM15 63V65H16V63H19V66H20V63H28V64H31V61L27 58V57H22V58H19V56H17L16 57V60L14 59V60H12V59H10V61L8 62L10 65H11V63ZM124 62V61H123ZM127 62V61H126ZM155 62V61H154ZM157 62V61H156ZM154 63L155 65L158 63ZM187 62V61H186ZM202 62V61H201ZM212 62V61H211ZM211 62H209V65H210V63ZM215 62V61H214ZM229 62V61H228ZM231 62L233 63V61L231 60ZM239 62V61H238ZM246 62H247V60H246ZM47 63V62H46ZM83 63V62H82ZM121 63V62H120ZM129 63V62H128ZM165 63V62H164ZM169 63V62H168ZM194 63V62H193ZM223 63V62H222ZM245 63V62H244ZM5 64V66H6V63H4ZM8 64V65H9ZM107 64V63H106ZM158 64H160V63H158ZM157 64V65H158ZM166 64V63H165ZM227 64H222V65H227ZM249 64V65H248ZM14 65V66H15ZM47 65V64H46ZM94 65V64H93ZM100 65V64H99ZM120 65V64H119ZM139 65V64H138ZM143 65V64H142ZM154 65V66H155ZM156 65V66H157ZM162 65V64H161ZM167 65V64H166ZM206 65V64H205ZM216 65H217V63H216ZM221 65V64H220ZM239 65V66H238ZM29 66V65H28ZM104 66V65H103ZM165 66V65H164ZM169 66V65H168ZM202 66V65H201ZM25 67H27V64H25ZM83 67V66H82ZM123 67V66H122ZM133 67V66H132ZM149 67V66H148ZM159 67V66H158ZM162 67V66H161ZM189 68H190V66H188ZM192 67V66H191ZM203 67H204V65H203ZM209 67V66H208ZM215 67V66H214ZM223 67V66H222ZM233 67V68H232ZM23 68V67H22ZM107 68H109V67H107ZM134 68V67H133ZM167 68V67H166ZM194 68V67H193ZM211 68V67H210ZM232 68V69H231ZM235 68V69H234ZM11 69V68H10ZM24 69V68H23ZM26 69V68H25ZM121 69V68H120ZM153 69V68H152ZM161 69V68H160ZM186 69V68H185ZM201 69V68H200ZM209 69V68H208ZM216 69H218V68H216ZM27 70V69H26ZM99 70V69H98ZM137 70H138V68H137ZM146 70H148V69H146ZM168 70V69H167ZM194 70V69H193ZM211 70H213V69H211ZM215 70V69H214ZM20 72H22L21 70H19ZM18 70L16 71V73L17 72H19ZM32 71V70H31ZM131 71V70H130ZM157 71V70H156ZM155 71V72H156ZM171 71V70H170ZM173 71V70H172ZM195 71V70H194ZM198 71V70H197ZM220 71H221V69H220ZM220 71H218L219 73H216L215 72V74H220ZM225 71H226V69H225ZM230 71V72H231ZM232 71V72H233ZM5 72H6V69H5ZM8 72V71H7ZM24 72V71H23ZM27 72H28V70H27ZM139 72V71H138ZM151 72V71H150ZM160 72V71H159ZM199 72V71H198ZM205 72V71H204ZM222 72V71H221ZM228 72V71H227ZM13 72H11V74H12ZM82 73V72H81ZM97 73V72H96ZM136 73V72H135ZM144 73V72H143ZM162 73V72H161ZM160 73V74H161ZM194 73H196V72H194ZM214 73V72H213ZM7 74V73H6ZM89 74V73H88ZM110 74V73H109ZM134 74V73H133ZM145 74V73H144ZM156 74H157V72H156ZM174 74H176L175 72H174ZM205 74H207V72L205 73ZM224 74H225V72H224ZM228 74H229V72H228ZM235 74V73H234ZM14 75H17V77L19 76L18 75V73L17 74H14ZM130 75V74H129ZM135 75V74H134ZM138 75V74H137ZM151 75V74H150ZM159 75V74H158ZM163 75V74H162ZM180 75V74H179ZM189 75H190V73H189ZM195 75V74H194ZM227 75V74H226ZM236 75H237V72H236ZM237 75V76H238ZM6 76V75H5ZM5 76H3V77H5ZM10 76V75H9ZM22 76V75H21ZM24 76V75H23ZM35 76V75H34ZM117 76V75H116ZM131 76V75H130ZM144 76V75H143ZM225 76V75H224ZM41 77V76H40ZM81 77V76H80ZM124 77V76H123ZM158 77H160V76H158ZM168 77V76H167ZM187 77H189V76H186L185 78L186 79H188ZM198 77V76H197ZM200 77V76H199ZM204 77H206V76H204ZM204 77H202V78H204ZM12 78V77H11ZM10 78V79H11ZM38 78V77H37ZM156 78V77H155ZM174 78V77H173ZM190 78V80H191V78H193V76L192 77H189ZM196 78V77H195ZM208 78V77H207ZM210 78V77H209ZM223 78V77H222ZM6 79V78H5ZM21 79V78H20ZM19 78H18V80H20ZM27 79V78H26ZM123 79V78H122ZM161 79H162V77H161ZM160 79V80H161ZM170 79V78H169ZM180 79V78H179ZM211 79V78H210ZM224 79V78H223ZM14 80V79H13ZM18 80L16 81V82H18ZM82 80V79H81ZM95 80V79H94ZM128 80V79H127ZM130 80H131V78H130ZM133 80V79H132ZM131 80V81H132ZM165 80V79H164ZM176 80H178V79H176ZM217 80V79H216ZM79 81H80V79H79ZM88 81V80H87ZM115 81V80H114ZM129 81V80H128ZM136 81H137V79H136ZM173 81V80H172ZM196 81V80H195ZM204 81H206V80H204ZM207 81H209V80H207ZM3 82V81H2ZM20 82V81H19ZM18 82V83H19ZM161 82H163V81H161ZM183 82H184V79H183ZM189 81H187L186 82V80H185V84L182 86L181 85V89H182V87H183V90H181V89H179V91H185L184 92V94L185 95H187L186 93H191L192 94V92L193 93H195L194 92V88H193V86L191 87V82L193 83V81H190V83H188ZM213 82V81H212ZM228 82H229V80H228ZM14 83H15V81H14ZM34 83V82H33ZM89 83V82H88ZM137 83V82H136ZM144 83V82H143ZM148 83V82H147ZM179 83V82H178ZM202 83V82H201ZM10 84H11V81H10ZM160 82H159V86H160ZM176 84V83H175ZM181 84V83H180ZM204 84V83H203ZM213 84V83H212ZM219 84V83H218ZM45 85V84H44ZM131 85V84H130ZM165 85H166V83H165ZM177 85V84H176ZM200 86L199 87H201L202 88V85L201 84H199ZM215 85V84H214ZM214 85H212V86H214ZM221 85V86H222ZM19 86V85H18ZM117 86V85H116ZM135 86V85H134ZM149 86H151V84L149 85ZM170 86V85H169ZM175 86V85H174ZM173 86V87H174ZM219 86H220V84H219ZM230 87H232L233 86V84L231 85H229ZM228 86V87H229ZM93 87V86H92ZM101 87V86H100ZM163 87H165V86H163ZM172 87V88H173ZM215 87V86H214ZM227 87V88H228ZM229 87V88H230ZM19 88V87H18ZM66 88V87H65ZM90 88V87H89ZM115 88V87H114ZM124 88V87H123ZM134 88V87H133ZM139 88V87H138ZM145 88V87H144ZM150 89H152L151 87H149ZM160 88V87H159ZM158 88V89H159ZM177 88V87H176ZM179 88H180V85H179ZM196 88V87H195ZM209 88V87H208ZM211 88V87H210ZM17 89V88H16ZM51 89V88H50ZM93 89H95V88H93ZM118 89H119V87H118ZM148 89V88H147ZM45 90V89H44ZM160 90V89H159ZM175 90V89H174ZM202 90V89H201ZM206 90V89H205ZM212 90H215V89H212ZM228 90V91H227ZM233 90V91H232ZM91 91V90H90ZM124 91V90H123ZM143 91V90H142ZM192 91V92H191ZM209 91V90H208ZM211 91V90H210ZM18 92H19V90H18ZM37 93L35 94V97H41V98H44L45 97V92H43L42 90H40V91H36ZM129 92V91H128ZM128 92L126 93L127 95H128ZM130 92H133V91H130ZM146 92V91H145ZM155 92V91H154ZM165 92V91H164ZM174 92V91H173ZM213 92L211 91V92H206V94L207 93H210V94H208L209 96L208 97H210V96H212V94H213ZM94 93H95V91H94ZM118 93V92H117ZM124 93V92H123ZM134 93V92H133ZM151 93V92H150ZM153 93V92H152ZM181 93V92H180ZM179 93V94H180ZM188 93V94H189ZM201 93V92H200ZM202 93H204V91L202 92ZM212 93V94H211ZM120 94V93H119ZM183 93H181V95H182ZM183 94V95H184ZM190 94V95H191ZM206 94H205V97H206ZM34 95V94H33ZM92 95V94H91ZM121 95V94H120ZM120 95H118V96H120ZM135 95V94H134ZM140 95V94H139ZM149 95V94H148ZM177 95V94H176ZM194 95V94H193ZM199 95V94H198ZM203 95V94H202ZM17 96V95H16ZM117 96V97H118ZM130 96H133V95H130ZM137 95H135V97H136ZM150 96H151V94H150ZM156 96H157V94H156ZM195 96V95H194ZM89 97H90V95H89ZM96 97H97V95H96ZM99 97H100V94H99ZM141 97V96H140ZM149 97V96H148ZM154 97V96H153ZM152 97V98H153ZM160 97V96H159ZM170 97H171V95H170ZM188 97V96H187ZM203 96H201V98H202ZM34 98V97H33ZM95 98V97H94ZM121 98V97H120ZM167 98H168V96H167ZM189 98V97H188ZM31 99V98H30ZM51 99V98H50ZM159 99H161V97L160 98H158V100ZM169 99V98H168ZM99 100V99H98ZM119 100V99H118ZM134 100V99H133ZM136 100V99H135ZM148 99H146V101H147ZM153 100V99H152ZM157 100V99H156ZM155 100V101H156ZM178 100V99H177ZM207 100V99H206ZM212 100V99H211ZM42 101V100H41ZM103 101V100H102ZM124 101H125V99H124ZM123 101V103H127L126 101L124 102ZM171 101H173V100H171ZM215 101H217V102H215ZM74 102V101H73ZM99 102V101H98ZM97 102V103H98ZM130 102V101H129ZM139 102V101H138ZM149 102V101H148ZM157 102V101H156ZM161 102V101H160ZM186 102V101H185ZM193 102V103H192ZM1 103V102H0ZM115 103V102H114ZM113 103V104H114ZM144 103H147V102H144ZM158 103V102H157ZM173 103V102H172ZM175 103H176V101H175ZM186 103H188V101L186 102ZM217 103V104H216ZM3 104H4V102H3ZM13 104V103H12ZM118 104H120V103H118ZM134 104V103H133ZM160 104V103H159ZM174 104V103H173ZM179 104V103H178ZM177 104V105H178ZM189 104V103H188ZM194 104V105H193ZM216 104V105H215ZM5 105V104H4ZM3 105V106H4ZM6 105H8L9 106V104H6ZM14 105V104H13ZM35 105V104H34ZM97 105V104H96ZM108 105V104H107ZM127 105H129V110H130V112H131V109H132V112L133 111H135V112H137L136 111V109H138L137 108V106H136V109H134V108H132L131 107V105L129 104V103H127ZM127 105H123L124 107V111H125V108H127L126 109V111L128 110V107H127ZM148 105V104H147ZM164 105V104H163ZM162 105V106H163ZM213 105H215V106H213ZM116 107H117V105H115ZM115 106L113 105V107L115 108ZM120 106V105H119ZM126 106V107H125ZM173 106V105H172ZM52 107V106H51ZM98 107H99V105H98ZM112 107V106H111ZM120 107H122V106H120ZM120 107H118V109L120 108ZM7 108V107H6ZM43 108V107H42ZM42 108L40 107V105H37V107H35V114H39V113H41L42 112ZM110 108V107H109ZM107 108V112H106V110H105V112H106V114H101L102 115V117H103V115H104V117L103 118H101V119H99V121L98 122H101L103 125L105 124V126L107 125H109L110 127L116 122L117 123V121L118 120H116V118L117 117H119L118 115H117V111H118V109L117 108H115V110H114V108ZM123 108H122V113H121V116H122V114L123 113H126V111L125 112H123ZM147 108L149 109V110H147ZM157 108H158V106H157ZM172 108L174 109V110H172ZM106 109V108H105ZM143 109V110H142ZM145 109V110H144ZM160 109V108H159ZM173 112V113H175V114H177L178 115V117L180 116V118H182L183 119V121L181 122V121H179L178 122V120L179 119H176L177 121H175V120H173L175 117L176 118H178L177 117V115L175 116L172 112L170 113V114H172V115H170L171 116V118H170V116L168 115V112L170 111V110ZM177 109V110H176ZM10 110V109H9ZM13 111V110H12ZM88 111V110H87ZM119 111H120V109H119ZM118 111V112H119ZM174 111H176V112H174ZM102 113L104 112V110L103 111H101ZM152 112V113H151ZM96 113V112H95ZM150 113V114H149ZM119 114V113H118ZM127 115L125 116V114H123V116L122 117H127V119L129 120V119H131L132 118V115H130V114H132V113H129L128 111H127V113H126ZM152 114V115H151ZM153 114H154V116H153ZM18 115V114H17ZM164 115V116H163ZM129 116L131 117V118H129ZM160 116H162V118L163 117H165L164 119H159L160 118ZM167 116L169 117L168 118V120L170 119V121L168 122L167 120H166V122H165V119H167ZM41 117H44V116H41ZM99 117H101L100 115H99ZM98 117V118H99ZM3 118V117H2ZM45 118H46V115H45ZM4 119H5V117H4ZM43 119V118H42ZM118 119V118H117ZM122 119V118H121ZM135 119V120H136ZM140 119V120H139ZM181 119V120H182ZM123 120V119H122ZM134 120V119H133ZM38 121V120H37ZM40 121V120H39ZM54 121V120H53ZM137 121V120H136ZM135 121V122H136ZM149 121H152V123L151 122H149ZM120 122V121H119ZM123 122H124V120H123ZM142 122V123H143ZM164 122L166 123V124H168V126L167 125H164ZM181 122V123H180ZM185 122V123H184ZM114 124V125H117V124ZM125 123V122H124ZM131 123V122H130ZM129 123V124H130ZM134 123V122H133ZM144 123H143V126H144ZM153 123H154V125H153ZM54 124V123H53ZM121 124V123H120ZM128 124V125H129ZM138 123L136 124V125H138V127H136V130L137 131H139V126H141V125H139ZM146 124V123H145ZM148 124H146L145 125V127H140V129H143V128H146V129H148L146 126L148 125ZM174 124H175V126H174ZM12 125V124H11ZM11 125L10 126H8V127H11ZM16 125V124H15ZM98 125V124H97ZM127 125V126H128ZM134 125H135V123H134ZM133 125V126H134ZM158 125V126H157ZM160 125V126H159ZM161 125H163V126H161ZM104 127V128H108V127ZM126 125H125V127H127ZM164 126H167V127H169L168 129H165V128H163ZM110 127L108 128V130L110 129ZM120 127H122L121 125H120ZM120 127H117V128H120ZM125 127H123V128H125ZM166 127V128H167ZM84 128V127H83ZM116 128V129H117ZM123 128H122V130H123ZM133 128V127H132ZM112 129H114L113 128V126H112V128H111V131H112ZM133 129H135V127L133 128ZM146 129H144V130H146ZM156 129V130H155ZM171 129V130H170ZM108 130H107V132H105L106 134L107 133H109L108 132ZM130 130V129H129ZM144 130H140V132L142 133H144ZM149 131L148 132H152L153 131V129H151V131H150V129H148ZM170 130V131H169ZM173 130H175V131H173ZM183 130V131H182ZM110 131V132H111ZM114 132H115V130H113ZM126 131H127V129H126ZM172 131V132H171ZM129 132V131H128ZM146 132V134H147V130L145 131ZM170 132H171V134H170ZM210 132V133H211ZM56 133V132H55ZM135 133V132H134ZM141 133H140V135H141ZM52 134V133H51ZM110 134V133H109ZM113 133H111V135H112ZM117 134V133H116ZM119 134H120V132H119ZM125 134V133H124ZM127 134V133H126ZM137 134H138V132H137ZM136 134V135H137ZM145 134V135H146ZM148 134H150V133H148ZM152 134H153V132H152ZM207 134V135H208ZM55 135V134H54ZM94 135V134H93ZM132 135H134V134H132ZM136 135H135V137H136ZM144 135V134H143ZM200 135V136H201ZM227 135V136H226ZM120 136V135H119ZM147 136V135H146ZM180 136V135H179ZM195 136H194V138H195ZM199 136V137H200ZM217 136V135H216ZM215 136V137H216ZM222 136H220V139H222L221 137ZM54 137V136H53ZM117 137V136H116ZM122 137V136H121ZM151 137V136H150ZM169 137V138H170ZM174 137V136H173ZM56 138V137H55ZM104 138V137H103ZM107 138V137H106ZM118 138H120V137H118ZM134 138V137H133ZM137 138V137H136ZM146 138V137H145ZM155 138V137H154ZM166 138L167 137H165V140H166ZM181 138V137H180ZM183 138V137H182ZM193 138V139H194ZM54 139V138H53ZM122 139H124V138H122ZM157 139H159V138H157ZM171 139H172V137H171ZM185 139H186V137H185ZM192 139V138H191ZM190 139V141H193V140H191ZM13 140H15V139H13ZM115 140V139H114ZM118 140V139H117ZM131 141H132V139H130ZM140 140V139H139ZM164 140V141H165ZM169 140V139H168ZM178 140V139H177ZM180 140V139H179ZM178 140V141H179ZM181 140H183V139H181ZM187 140V139H186ZM107 141L109 142V140L107 139ZM134 141V140H133ZM149 141V140H148ZM202 141H204V140H202ZM208 141V140H207ZM216 141V140H215ZM214 140H213V142H215ZM221 141V142H220ZM7 142V141H6ZM59 142V141H58ZM65 142V141H64ZM82 142V141H81ZM81 142H79V143H81ZM116 142V141H115ZM127 142H129V140L127 141ZM141 142V141H140ZM152 142H153V140H152ZM151 142V143H152ZM156 142H157V140H156ZM162 143H163V141H161ZM160 142V143H161ZM212 142V141H211ZM213 142H212V144H213ZM55 143V142H54ZM60 143V142H59ZM105 143V142H104ZM110 143V142H109ZM119 143V142H118ZM123 143V142H122ZM138 143V142H137ZM160 143H157V144H160ZM178 143V142H177ZM176 143V144H177ZM179 143H181V142H179ZM186 143V142H185ZM194 143H196V141L194 142ZM44 144V143H43ZM56 144V143H55ZM107 144V143H106ZM146 145L145 146H147V144L148 143H145ZM156 144V145H157ZM184 144V143H183ZM189 144V143H188ZM187 143H186V145H188ZM193 144V143H192ZM211 144V143H210ZM210 144H208V145H210ZM221 144H223L222 146L223 147H221ZM20 145H22V144H20ZM54 145V144H53ZM52 145V146H53ZM57 145V144H56ZM69 145V144H68ZM153 145V144H152ZM203 145H206L205 143L203 144ZM29 146V145H28ZM44 146H45V144H44ZM140 146H141V144H140ZM144 146V145H143ZM161 146H163V145H161ZM179 146V145H178ZM183 146V145H182ZM202 146V145H201ZM20 147V146H19ZM24 147H26V146H24ZM54 147V146H53ZM78 147V146H77ZM80 148H81V146H79ZM85 147V146H84ZM105 147V146H104ZM139 147V146H138ZM137 147V149L139 150V148ZM151 147V146H150ZM180 147V146H179ZM187 147V146H186ZM192 148L191 147V145H189L188 146V149H190V148ZM210 147V146H209ZM211 147V148H212ZM45 148V147H44ZM57 148V147H56ZM88 148V147H87ZM107 148V147H106ZM106 148H103L102 149V151H104ZM116 148V147H115ZM172 148V147H171ZM181 148V147H180ZM183 148V147H182ZM73 149H75V148H73ZM117 149V148H116ZM135 149V148H134ZM145 150H146V148H144ZM185 149V148H184ZM183 149V150H184ZM193 149V148H192ZM202 149V148H201ZM208 149V148H207ZM20 150V149H19ZM55 150V149H54ZM72 150V149H71ZM76 150V149H75ZM122 150V149H121ZM128 150V149H127ZM133 150V149H132ZM150 150V149H149ZM157 150V149H156ZM187 150V149H186ZM209 150V149H208ZM107 151H109V150H106L105 152H103L102 153V156H101V154H100V156H99V160H98V163H96L97 164V173H98V175L100 176L101 174H103L104 176H106L107 174H109L107 171H110V169L108 170V168H110L111 166H112V164L111 163H108L109 162V160H111L110 158H109V160H108V155H107ZM118 151V150H117ZM147 151V150H146ZM158 151V150H157ZM156 151V152H157ZM189 151V150H188ZM192 151V150H191ZM191 151H189V154L191 155L192 153H190ZM194 151L196 152L197 150H195L194 149ZM193 151V152H194ZM201 151V150H200ZM116 152V151H115ZM124 152V151H123ZM129 152V151H128ZM142 152H144V151H142ZM155 152V153H156ZM160 152V151H159ZM17 153V152H16ZM52 153V152H51ZM56 153H58V152H56ZM70 153V152H69ZM76 153V152H75ZM85 153V152H84ZM86 153H88V152H86ZM117 153V152H116ZM127 153V152H126ZM146 153V152H145ZM148 153V152H147ZM163 153H165V152H163ZM184 153V152H183ZM205 153V154H204ZM206 153H209V154H207L206 155ZM19 155L21 154V153H18ZM46 154H49L48 152L46 153ZM60 154V153H59ZM59 154H58V156H59ZM66 154V153H65ZM108 154L110 155V153L108 152ZM121 154V153H120ZM138 154V153H137ZM140 154H141V152H140ZM151 154V153H150ZM152 154H153V152H152ZM159 154V153H158ZM169 154V153H168ZM188 153H186L185 155H183L184 156V158L185 157H189V156H186V155H189ZM194 154L195 153H193V157H194ZM1 155V154H0ZM86 155H88V154H86ZM115 155V154H114ZM133 155V154H132ZM155 155V154H154ZM179 155H180V153H179ZM206 157H205V156ZM5 156V155H4ZM33 156V155H32ZM43 156V155H42ZM118 156H119V154H118ZM121 156V155H120ZM127 155H125V157H126ZM145 156V155H144ZM142 157V154H141V157L142 158H145V157ZM159 156H160V154H159ZM158 156V157H159ZM167 156H169V155H167ZM199 156V157H200ZM11 157V156H10ZM44 157L46 158V156H45V154H44ZM74 156H72V158H73ZM111 157V156H110ZM139 157V156H138ZM152 157H154V156H152ZM162 157V156H161ZM191 158H193L192 157V155L190 156ZM2 158V157H1ZM41 158V157H40ZM58 158V157H57ZM69 158L71 159V156L69 155ZM68 158V159H69ZM77 157H75V158H73V159H76ZM80 158V157H79ZM164 158V157H163ZM170 158V157H169ZM168 158V159H169ZM171 158H172V156H171ZM180 158V157H179ZM201 158V157H200ZM199 158V160H201ZM16 159V158H15ZM28 159V158H27ZM27 159H24V160H27ZM38 159V158H37ZM43 158H41V160H42ZM115 159H116V157H115ZM115 159H113V160H115ZM118 159H120V158H118ZM166 159V158H165ZM183 159V158H182ZM186 160L185 161H181V163L179 162V163H177V165H176V167H173V169L175 170V168H177V166L179 165L181 168V170L183 171V173H187V171H189L190 170V168H189V165H190V167L192 168V166L194 165V160H197V157H196V159L194 158L193 159V161L192 162H190V164H189V161H187V158H185ZM33 160H34V158H33ZM139 160H141V159H139ZM145 160H146V158H145ZM145 160H143L142 159V161L141 162H143V163H145ZM156 160V159H155ZM160 160V159H159ZM192 159H190V161H191ZM204 160V161H203ZM53 161V160H52ZM75 162V160H72L71 161V163L72 162ZM77 161H78V159H77ZM125 161V160H124ZM15 162V161H14ZM74 162L72 163L73 165H74ZM111 162V161H110ZM155 162V161H154ZM158 162V161H157ZM196 162V161H195ZM199 162V161H198ZM61 163H63V162H61ZM70 163V164H71ZM111 164V166H108V164ZM116 163V162H115ZM171 163V162H170ZM192 163V164H191ZM211 163V164H212ZM3 164V163H2ZM13 164V163H12ZM65 164V163H64ZM64 164H62L61 166H63ZM76 164V163H75ZM142 164V163H141ZM145 164H147V163H145ZM145 164H143L144 165V168L146 167L145 166ZM154 165H155V163H153ZM156 164H158V163H156ZM173 164V163H172ZM171 164V165H172ZM174 164H175V162H174ZM187 164H189V165H187ZM196 164V163H195ZM24 165V164H23ZM22 165V166H23ZM66 165V164H65ZM77 165V164H76ZM127 165V164H126ZM140 165V164H139ZM139 165H137V166H139ZM143 165H142V168H143ZM159 165V164H158ZM197 165V164H196ZM219 165V166H218ZM12 166V165H11ZM26 166V165H25ZM57 166V165H56ZM55 166V167H56ZM71 166V165H70ZM121 166V165H120ZM125 166V165H124ZM170 166V165H169ZM168 166V167H169ZM186 166H187V169L188 170H185L186 169ZM211 166V165H210ZM212 166H213V164H212ZM217 166L219 167L218 169H217ZM27 167V166H26ZM28 167H30V166H28ZM40 167H41V165H40ZM51 167H53V166H51ZM65 167V166H64ZM89 167V166H88ZM91 167V166H90ZM94 167H95V165H94ZM122 167V166H121ZM127 167H129V166H127ZM140 167V166H139ZM139 167H137V168H139ZM151 167H152V165H151ZM214 167V166H213ZM213 167H211V169H213ZM35 168V167H34ZM37 168H38V166H37ZM148 168V167H147ZM162 168V167H161ZM6 169V168H5ZM19 169V168H18ZM53 169H54V167H53ZM68 169V168H67ZM85 169V168H84ZM122 169V168H121ZM128 169V168H127ZM150 169V168H149ZM148 169V170H149ZM152 169V168H151ZM160 169V168H159ZM158 169V170H159ZM177 169H179V168H177ZM184 169V170H183ZM220 169H221V171H220ZM73 170V169H72ZM77 170V169H76ZM134 170V169H133ZM146 170V169H145ZM144 169H143V171H145ZM148 170H146V175L145 176H143L144 177V179H143V177L141 178L142 180H144L143 181V183L144 182H147L148 181V179H149V171ZM164 170H165V168H164ZM170 170H171V168H170ZM197 170V169H196ZM202 170V169H201ZM213 170H215V169H213ZM16 171H17V169H16ZM16 171H14V172H16ZM51 171H52V169H51ZM58 171V170H57ZM75 171V170H74ZM105 171H106V175L104 174L105 173ZM111 171H112V168H111ZM119 171V170H118ZM148 171V172H147ZM176 172H177V170H175ZM175 171H173V172H175ZM186 171V172H185ZM4 172V171H3ZM19 172H21V171H19ZM25 172V171H24ZM94 172V171H93ZM153 172V171H152ZM152 172H150V173H152ZM156 172V171H155ZM181 172V171H180ZM204 172H203V174H204ZM218 172V173H217ZM72 173V172H71ZM76 173V172H75ZM96 173V174H97ZM117 173V172H116ZM131 173V172H130ZM138 173V172H137ZM144 173V172H143ZM142 173V174H143ZM158 173V172H157ZM182 173V172H181ZM182 173V174H183ZM189 173V172H188ZM187 173V174H188ZM201 173V172H200ZM7 174V173H6ZM21 174V173H20ZM37 174V173H36ZM65 174V173H64ZM81 174V173H80ZM84 174V173H83ZM95 174V175H96ZM111 174V173H110ZM112 174H113V172H112ZM111 174V175H112ZM119 174V173H118ZM142 174H141V176H142ZM173 174H175V173H173ZM180 173H179V171H178V173H176V175H179ZM182 174H180V176L182 175ZM4 175V174H3ZM12 175V174H11ZM55 175H57V174H55ZM73 175H74V173H73ZM88 175V174H87ZM110 175V176H111ZM113 175H116V174H113ZM127 175V174H126ZM138 175V174H137ZM150 175H152L153 176V174H150ZM156 175V174H155ZM158 175V174H157ZM156 175V176H157ZM161 175V174H160ZM159 175V176H160ZM169 175V174H168ZM170 175H171V173H170ZM199 175V174H198ZM19 176V175H18ZM21 176V175H20ZM53 176V175H52ZM58 176H60V175H58ZM63 176V175H62ZM76 175H74V177H75ZM81 176V175H80ZM97 176V175H96ZM102 176V175H101ZM109 176V175H108ZM107 176V177H108ZM152 176H150V178L152 177ZM159 176H157V177H159ZM172 176H174V175H172ZM171 176V177H172ZM183 176H185V175H183ZM182 176V177H183ZM192 176V175H191ZM195 176V175H194ZM6 177H7V175H6ZM30 177V176H29ZM65 177V176H64ZM70 177V176H69ZM83 177V176H82ZM85 177V176H84ZM98 177V176H97ZM114 178H110L109 179V181H108V183H106V181H105V186L107 187V189H108V191L109 192H111V194L113 195V194H115V193H118L120 190H119V187H120V185H119V181H117L116 180V176H113ZM155 177V176H154ZM162 177V176H161ZM170 177V176H169ZM178 176H176V178H177ZM4 178V177H3ZM27 178H28V176H27ZM54 178V177H53ZM99 178V177H98ZM103 178V177H102ZM105 178V177H104ZM124 178V177H123ZM131 178V177H130ZM153 178V177H152ZM210 178V179H209ZM212 178H214V179H212ZM2 179V178H1ZM0 179V180H1ZM29 179V178H28ZM55 179V178H54ZM82 179V178H81ZM163 179V178H162ZM171 179V178H170ZM195 179V178H194ZM206 178H205V183L208 181ZM9 180V179H8ZM11 180V179H10ZM9 180V181H10ZM32 180V179H31ZM105 180V179H104ZM128 180H129V178H128ZM160 180V179H159ZM178 180V179H177ZM180 180V179H179ZM181 180H183V179H181ZM193 180V179H192ZM191 180V181H192ZM18 181V180H17ZM25 181V180H24ZM27 181V180H26ZM36 181V180H35ZM131 181V180H130ZM135 181V180H134ZM176 181V180H175ZM188 181V180H187ZM198 181V180H197ZM213 181V182H214ZM1 182V181H0ZM11 182V181H10ZM28 182V181H27ZM58 182V181H57ZM74 182V180L72 181V183ZM91 182V181H90ZM104 182V181H103ZM119 182V183H118ZM127 182V181H126ZM149 184H150V182H152V181H150V179H149ZM172 182V181H171ZM170 182V183H171ZM185 182V181H184ZM201 182H203V181H201ZM211 182V181H210ZM218 182V181H217ZM2 183V182H1ZM35 183V182H34ZM42 183V182H41ZM71 183V184H72ZM75 183H76V181H75ZM166 183V184H165ZM165 183H163L165 186H163V184L161 185V187L162 188H167L168 186H169V184L167 183V182H165ZM174 183V182H173ZM172 183V184H173ZM191 184H193L192 182H190ZM36 184V183H35ZM124 184V183H123ZM145 184V183H144ZM144 184H141V185H143V187H145V185ZM147 185H146V187H148V186H150V185H152V184H150V185H148V183H146ZM155 184V183H154ZM167 184H168V186H167ZM182 184V183H181ZM186 184V183H185ZM190 184V185H191ZM201 184H203V183H201ZM200 184V185H201ZM209 184H211V183H209ZM213 184V183H212ZM6 185H7V183H6ZM5 185V186H6ZM21 185V184H20ZM25 185V184H24ZM28 185V184H27ZM57 185V184H56ZM64 185V184H63ZM65 185H66V183H65ZM64 185V186H65ZM75 185V184H74ZM100 185V184H99ZM122 185V184H121ZM127 185V184H126ZM139 185V184H138ZM157 185V184H156ZM171 185V184H170ZM194 185V184H193ZM193 185H191L192 187H193ZM208 185V184H207ZM215 185V184H214ZM13 186V185H12ZM49 186V185H48ZM60 186V185H59ZM79 186V185H78ZM184 186V185H183ZM197 186H199V185H197ZM203 186V185H202ZM201 186V187H202ZM216 186V185H215ZM4 187V186H3ZM36 187V186H35ZM134 187V186H133ZM151 187H153V185L152 186H150V190H151V193L153 192V193H155L154 192V190H155V188L153 187L152 189H154V190H152L151 189ZM161 187H160V190L162 191V189H161ZM170 187V186H169ZM169 187L167 188V191H168V189H169ZM173 187V186H172ZM178 187V186H177ZM192 187H191V189H192ZM204 187V186H203ZM202 187V188H203ZM13 188V187H12ZM17 188V187H16ZM69 188V187H68ZM75 188V187H74ZM83 188V187H82ZM183 188H185V187H183ZM190 188V187H189ZM198 188V187H197ZM10 189V188H9ZM9 189H8V191H9ZM14 189V188H13ZM55 189H58L59 190V188H55ZM65 189V188H64ZM85 189V188H84ZM87 189V188H86ZM123 189H124V187H123ZM136 189H137V187H136ZM135 189V190H136ZM144 189V188H143ZM142 189V191H144L143 193H141V194H143V195H147L148 194V192H150V191H147L146 189L147 188H145L144 190ZM193 189H194V187H193ZM4 190V189H3ZM122 190V189H121ZM139 190V189H138ZM146 190V191H145ZM149 190V189H148ZM171 189H169V193H171V191H170ZM203 190H205V187H204V189ZM213 190V189H212ZM6 191H7V189H6ZM14 191V190H13ZM69 191H70V189H69ZM82 191V190H81ZM86 191H88V190H86ZM123 191H125V190H123ZM159 191V190H158ZM175 190H173V192H174ZM180 191V190H179ZM181 191H182V189H181ZM194 191V190H193ZM198 191H201V190H199L198 189ZM1 192V191H0ZM3 192V191H2ZM31 192V191H30ZM29 192V193H30ZM60 192V191H59ZM74 192V191H73ZM90 192V191H89ZM135 192V191H134ZM165 192V193H164ZM191 192V191H190ZM195 192H196V190H195ZM202 192V191H201ZM200 192V193H201ZM205 192V191H204ZM6 193H8V192H6ZM35 193V192H34ZM39 193V192H38ZM55 193V192H54ZM57 193H58V191H57ZM66 193V192H65ZM86 193H88V192H86ZM93 193V192H92ZM100 193V192H99ZM140 193V192H139ZM147 193V194H146ZM152 193V194H153ZM160 192H158V194H159ZM162 193H164V195L165 194H167V195H165V196H168L169 194L166 192V190L164 189V191L162 192ZM178 193V192H177ZM186 193V192H185ZM185 193H184V195H185ZM199 193V192H198ZM197 193V194H198ZM214 193V192H213ZM1 194V193H0ZM73 194V193H72ZM101 194V193H100ZM120 194V193H119ZM118 194V195H119ZM122 194V193H121ZM125 194V193H124ZM133 194H135V193H133ZM150 194V193H149ZM148 194V195H149ZM157 194V192L155 193V195H154V198H155V196L156 195H158ZM179 194V193H178ZM190 194V193H189ZM189 194H187V195H189ZM216 194H217V192H216ZM220 194V195H221ZM8 195H10V193L8 194ZM13 195V194H12ZM12 195H11V197H12ZM76 195V194H75ZM87 195H89V194H87ZM93 195V194H92ZM94 195H96L95 193H94ZM102 195V194H101ZM117 195V196H118ZM136 195H137V193H136ZM142 195V196H143ZM160 195H161V193H160ZM163 195V196H164ZM173 195V194H172ZM183 195V196H184ZM200 195L201 194H199V195H196L195 196V198H200ZM230 195V196H231ZM4 196H6L5 194H4ZM4 196H0V197H3L1 200H3L4 199ZM24 196H25V194H24ZM53 197H54V200L56 199V197L54 196V194L52 195ZM57 196V195H56ZM65 196V195H64ZM84 196H86V195H84ZM89 196H91V195H89ZM88 196V197H89ZM114 196H116V194L114 195ZM162 196V195H161ZM162 196V197H163ZM186 196V195H185ZM197 196H199V197H197ZM11 197H9L10 198V203H11ZM14 197V196H13ZM45 197H46V195H45ZM71 197V196H70ZM81 197H83L82 195H81ZM93 197V196H92ZM94 197H96V196H94ZM98 197H101V196H98ZM135 197V196H134ZM169 197V196H168ZM180 197V196H179ZM189 197V196H188ZM206 197V196H205ZM211 197H213V195H211ZM30 198V197H29ZM28 198V199H29ZM62 198V197H61ZM78 198V197H77ZM86 198V197H85ZM90 198V197H89ZM97 198V197H96ZM102 198V197H101ZM148 198V197H147ZM156 198H157V196H156ZM178 198V197H177ZM181 198V197H180ZM224 198H226V197H224ZM228 198H230V197H228ZM264 198V197H263ZM7 199V200H6ZM25 200H26V198H24ZM40 199V198H39ZM39 199H38V203L40 202L39 201ZM53 199V198H52ZM74 199V198H73ZM92 199H94V198H92ZM122 199V198H121ZM162 199V198H161ZM182 199V198H181ZM209 199V198H208ZM217 199V198H216ZM216 199H215V201H216ZM231 199V198H230ZM232 199H233V197H232ZM1 200H0V207L1 208H5L6 207V205H5V207L3 206L2 207V202H1ZM15 200V199H14ZM87 200V199H86ZM88 200H90V199H88ZM119 200V199H118ZM127 200V199H126ZM130 200V199H129ZM146 200V199H145ZM153 199H151V201H152ZM167 200V199H166ZM176 199H174V203H173V200H171L172 201V204H175V202H178V200L177 201H175ZM187 200V199H186ZM205 200V199H204ZM212 200H213V198H212ZM262 200V199H261ZM6 201H9L8 200V198L7 197H5V203H6ZM61 201V200H60ZM64 201H66V200H64ZM96 201V200H95ZM99 201V200H98ZM102 201V200H101ZM181 202H182V200H180ZM179 201V203L182 205L183 203H181ZM214 201V202H215ZM259 201V200H258ZM22 202V201H21ZM52 203H54V205H56L55 204V202H57L56 200L55 201H51ZM72 202V201H71ZM118 202V201H117ZM156 202V201H155ZM170 202V201H169ZM192 202V203H191ZM190 203H191V205H192V208L193 209H195V210H197V209H199L200 208V210H201V208H202V204H204L203 202H205V201H201V200H199V199H194V202L193 201H191ZM213 202V203H214ZM4 203V204H5ZM8 203V202H7ZM66 203V202H65ZM78 203V202H77ZM88 203H90V202H88ZM95 203H97V202H95ZM157 203V202H156ZM212 203V204H213ZM217 203H218V205H217ZM260 203V202H259ZM2 204V205H1ZM14 205H13V207L15 206V203H13ZM18 204V203H17ZM46 204V203H45ZM79 204V203H78ZM85 204V203H84ZM91 204H92V202H91ZM94 204V203H93ZM92 204V205H93ZM158 204V203H157ZM180 204H178L177 205V203L174 205V207L176 206V207H180L181 205ZM209 204H210V202H209ZM223 204H224V206H223ZM23 205V204H22ZM80 205V204H79ZM101 205V204H100ZM152 205V204H151ZM190 205V204H189ZM263 205V204H262ZM7 206H9V204L7 205ZM24 206V205H23ZM31 206V205H30ZM29 206V207H30ZM73 206V205H72ZM87 206H88V204H87ZM108 206V205H107ZM145 206V205H144ZM146 206H148V205H146ZM145 206V207H146ZM158 206V205H157ZM185 206H186V204H185ZM204 206H206L205 204H204ZM12 207V206H11ZM25 207V206H24ZM36 207V206H35ZM52 207V206H51ZM65 207V206H64ZM79 207V206H78ZM152 207V206H151ZM164 207H166V206H164ZM173 207V206H172ZM187 207V206H186ZM215 207V206H214ZM223 207V208H222ZM260 207H261V205H260ZM1 208H0V210H1ZM48 208V207H47ZM57 208H58V206H57ZM57 208H54V212H55V210L57 209ZM74 208V207H73ZM149 208V207H148ZM163 208V207H162ZM167 208V207H166ZM181 208V207H180ZM179 208V209H180ZM226 208V207H225ZM9 209V208H8ZM11 209L12 208H10V213L12 212L11 211ZM151 209V208H150ZM157 209V208H156ZM171 209V208H170ZM182 209V208H181ZM213 209V208H212ZM3 210V209H2ZM2 210H1V212H2ZM15 210V209H14ZM63 210V209H62ZM66 210H68V209H66ZM92 210V209H91ZM149 210V209H148ZM153 210V209H152ZM206 210H208V209H206ZM211 210V209H210ZM4 211H5V209H4ZM59 211V210H58ZM57 210H56V212H58ZM81 211V210H80ZM181 211V210H180ZM185 211V210H184ZM190 211H192V210H190ZM209 211V210H208ZM217 211V210H216ZM223 211L224 212H226V211H228V209L226 208V210H224L223 209ZM0 212V213H1ZM18 212V211H17ZM21 212V211H20ZM53 212V211H52ZM76 212V211H75ZM91 212V211H90ZM101 212V211H100ZM129 212V211H128ZM145 212H147V211H145ZM148 212H150V211H148ZM147 212V213H148ZM158 212V211H157ZM160 212H162V211H160ZM169 212V211H168ZM167 212V213H168ZM172 212V211H171ZM177 212H178V210H177ZM182 212V211H181ZM215 211L213 210V213H214ZM222 212V211H221ZM229 212V211H228ZM227 212V213H228ZM34 213H36V212H34ZM42 213V212H41ZM72 213V212H71ZM70 213V214H71ZM82 213V212H81ZM80 213V214H81ZM88 213V212H87ZM86 213V214H87ZM164 213V212H163ZM176 213V212H175ZM180 213V212H179ZM183 213V212H182ZM188 213V212H187ZM191 213V212H190ZM194 213V212H193ZM7 214V213H6ZM16 214V213H15ZM19 214V213H18ZM30 214V213H29ZM60 214V213H59ZM66 214V213H65ZM69 214V213H68ZM84 214H85V212H84ZM104 214V213H103ZM134 214V213H133ZM150 214H151V212H150ZM154 214H156V213H154ZM173 215H174V213H172ZM171 214V215H172ZM184 214V213H183ZM192 214V213H191ZM219 214H221V213H219ZM1 215V214H0ZM3 215V214H2ZM1 215V216H2ZM5 215V214H4ZM3 215V216H4ZM11 215H12V213H11ZM10 215V216H11ZM138 215V214H137ZM160 215V214H159ZM177 215V214H176ZM175 215V216H176ZM186 215V214H185ZM195 215H196V213H195ZM201 215V214H200ZM199 215V216H200ZM16 216H17V214H16ZM39 216V215H38ZM47 216V215H46ZM51 216V215H50ZM60 216V215H59ZM73 216V215H72ZM79 216V215H78ZM130 216V215H129ZM156 216V215H155ZM181 216H183V215H181ZM197 216V215H196ZM206 216V215H205ZM221 216V215H220ZM7 217V216H6ZM27 217V216H26ZM48 217V216H47ZM61 217V216H60ZM87 217V216H86ZM141 217H142V215H141ZM146 217V216H145ZM195 217V216H194ZM193 217V218H194ZM223 217H224V215H223ZM222 217V218H223ZM43 218V217H42ZM53 218V217H52ZM69 218H71V217H69ZM170 218H172V217H170ZM182 218V217H181ZM206 218H208V216L206 217ZM205 218V219H206ZM214 218H216V217H214ZM221 218V219H222ZM1 219V218H0ZM8 219V218H7ZM16 219V218H15ZM25 219V218H24ZM41 219V218H40ZM82 219V218H81ZM89 219V218H88ZM94 219V218H93ZM92 219V220H93ZM100 219V218H99ZM129 219H133V218H129ZM148 219V218H147ZM155 219V218H154ZM178 219H179V217H178ZM188 219H189V217H188ZM201 219V218H200ZM2 220V219H1ZM0 220V221H1ZM30 221H31V219H29ZM38 220V219H37ZM43 220V219H42ZM54 220V219H53ZM60 220V219H59ZM63 220V219H62ZM68 220H71V219H68ZM78 220H80V219H78ZM92 220H90V221H92ZM135 220V219H134ZM151 220V219H150ZM160 220V219H159ZM217 220V219H216ZM228 220V221H229ZM17 221V220H16ZM23 221V220H22ZM76 221V220H75ZM126 221V220H125ZM127 221H128V219H127ZM131 221V220H130ZM148 221V220H147ZM187 221H189V220H187ZM201 221V220H200ZM206 221V220H205ZM220 221V220H219ZM224 221V220H223ZM227 221V220H226ZM227 221V222H228ZM264 221V220H263ZM3 222V221H2ZM7 222V221H6ZM21 222V221H20ZM35 222H37L36 221V219H35ZM35 222H34V225H35ZM95 222V221H94ZM129 222V221H128ZM155 222V221H154ZM153 222V223H154ZM163 222V221H162ZM167 222H168V220H167ZM191 222V221H190ZM195 222H196V220H195ZM209 222V221H208ZM212 222V224L214 223L213 221H211ZM225 222V221H224ZM25 223V222H24ZM51 223H52V221H51ZM133 223V222H132ZM149 223H150V221H149ZM157 223V222H156ZM172 223V222H171ZM175 223V222H174ZM181 223V222H180ZM183 223V222H182ZM185 223V222H184ZM192 223H194V221L192 222ZM202 223V222H201ZM219 223V222H218ZM223 223V222H222ZM4 224V223H3ZM55 224V223H54ZM68 224V223H67ZM77 224V223H76ZM81 224V223H80ZM128 224V223H127ZM155 224V223H154ZM165 224V223H164ZM163 224V225H164ZM173 224V223H172ZM176 224V223H175ZM211 224V225H212ZM224 224V223H223ZM262 224V226H264L263 224L264 223H261ZM10 225V224H9ZM19 225V224H18ZM22 225V224H21ZM42 225V224H41ZM45 225V224H44ZM139 225V224H138ZM162 225V224H161ZM162 225V226H163ZM171 225V224H170ZM185 225V224H184ZM201 225V224H200ZM3 226V225H2ZM5 226V225H4ZM11 226H12V224H11ZM26 226V225H25ZM56 226V225H55ZM62 226V225H61ZM135 226H136V223H135ZM149 226H152V225H148V227ZM176 226H177V224H176ZM183 226V225H182ZM181 226V227H182ZM208 226H209V223H208ZM221 226V225H220ZM225 226V225H224ZM226 226V227H227ZM1 227V226H0ZM15 227H17V226H15ZM14 227V228H15ZM38 226H35V228H37ZM43 227V226H42ZM41 227V228H42ZM53 227H54V225H53ZM60 227V226H59ZM64 227V226H63ZM77 227H78V225H77ZM141 227V226H140ZM139 227V228H140ZM160 227V226H159ZM172 227V226H171ZM180 227V226H179ZM204 228H205V226H203ZM213 227V226H212ZM248 227V228H247ZM21 228V227H20ZM137 228V227H136ZM136 228H134V229H136ZM139 228L137 229V230H139ZM152 228H154V225L152 226ZM177 228V227H176ZM187 228V227H186ZM1 229V228H0ZM22 229V228H21ZM60 229V228H59ZM74 229V228H73ZM130 229H133V228H130ZM158 229V228H157ZM161 229V228H160ZM167 229V228H166ZM183 229V228H182ZM189 229H190V227H189ZM196 229H197V227H196ZM201 229V228H200ZM212 229V228H211ZM242 229V228H241ZM249 229V230H248ZM263 229V228H262ZM9 230V229H8ZM188 230V229H187ZM186 230V231H187ZM224 230H226V229H224ZM234 230V229H233ZM236 230V229H235ZM239 230V229H238ZM245 230H243L244 232H245ZM264 230V229H263ZM5 231H6V228H5ZM35 231V230H34ZM33 231V232H34ZM37 231V230H36ZM41 231V230H40ZM164 231V230H163ZM190 231H192V230H190ZM195 231V230H194ZM199 231V230H198ZM205 231H206V229H205ZM205 231H204V233H205ZM221 231H222V228H221ZM240 231V230H239ZM32 232V233H33ZM49 232V231H48ZM47 232V233H48ZM73 232H74V230H73ZM99 232V231H98ZM135 232H137V231H135ZM134 232V233H135ZM156 232V231H155ZM173 232V231H172ZM171 232V233H172ZM179 232H181V230H179ZM212 232H213V230H212ZM216 232V231H215ZM230 232V231H229ZM236 232V231H235ZM241 232V231H240ZM36 233V232H35ZM46 233V234H47ZM74 233H76V232H74ZM79 233V232H78ZM131 233H132V231H131ZM148 233H150V232H148ZM169 233V232H168ZM182 233V232H181ZM204 233H203V231H202V234H201V232H200V237H197L198 239L200 238L201 239V236H202V238L204 239L205 237H204ZM238 233V232H237ZM246 233V232H245ZM1 234V233H0ZM10 234V233H9ZM37 234V233H36ZM57 234V233H56ZM72 234V233H71ZM133 234V233H132ZM139 233H137V235H138ZM144 234V233H143ZM167 234V233H166ZM170 234V233H169ZM194 234H195V232H194ZM230 234V233H229ZM229 234L227 235V236H229ZM235 234V233H234ZM234 234H233V236H234ZM240 234H242V233H240ZM27 235V234H26ZM40 235H41V233H40ZM136 235V234H135ZM149 235V234H148ZM179 235V234H178ZM181 235H184V234H181ZM178 236L179 238L181 237V239H182V236ZM208 235V234H207ZM224 235H226V234H224ZM245 235V234H244ZM11 236V235H10ZM19 236H20V234H19ZM31 236V235H30ZM51 236V235H50ZM57 236V235H56ZM71 236V235H70ZM141 236V235H140ZM144 236V235H143ZM169 236V235H168ZM171 236V235H170ZM221 236V235H220ZM233 236L231 235L230 237H229V239L228 240H232L233 241ZM238 236H240V235H238ZM32 237H34V236H32ZM38 237H40V236H38ZM42 237H43V235H42ZM74 237V236H73ZM116 237V236H115ZM121 237V236H120ZM131 237H132V235H131ZM148 237V236H147ZM165 237V236H164ZM215 237V236H214ZM223 237V236H222ZM232 237V238H231ZM235 237V236H234ZM14 238V237H13ZM12 238V239H13ZM46 238H47V236H46ZM54 238H55V236H54ZM77 238V237H76ZM151 238V237H150ZM166 238H168L167 236H166ZM171 238V237H170ZM169 238V239H170ZM173 238H175V236H173ZM177 238V237H176ZM231 238V239H230ZM236 238V237H235ZM27 239V238H26ZM134 239H135V236H134ZM165 239V238H164ZM185 239V238H184ZM194 239V238H193ZM218 240H222V239H219V238H217ZM245 239V240H244ZM11 240V239H10ZM30 240V239H29ZM28 240V241H29ZM45 240H47V239H45ZM56 240V239H55ZM130 240V239H129ZM137 240H139V238H137ZM136 240V241H137ZM172 240V239H171ZM171 240L169 241V242H171ZM177 240V239H176ZM195 240H197V239H195ZM228 240L226 241V242H228ZM244 240V241H243ZM8 241V240H7ZM41 242H42V239L40 240ZM39 241V242H40ZM51 241V238H50V240H49V242ZM72 241V240H71ZM120 241V240H119ZM173 241H175V240H173ZM172 241V242H173ZM179 241V240H178ZM186 241V240H185ZM199 241V240H198ZM198 241H196L198 244L199 243H201V241L200 242H198ZM203 241V240H202ZM212 241V240H211ZM217 241V240H216ZM223 241V240H222ZM10 242V241H9ZM214 242V241H213ZM218 242V241H217ZM234 242V241H233ZM235 242H236V240H235ZM33 243V242H32ZM36 243V242H35ZM72 243V242H71ZM114 243V242H113ZM117 243V242H116ZM120 243V242H119ZM139 243V242H138ZM137 243V244H138ZM176 242H174L173 244H175ZM178 243V242H177ZM176 243V244H177ZM183 243V242H182ZM205 243H207V242H205ZM204 242H203V244H205ZM209 243V242H208ZM212 243V242H211ZM210 243V244H211ZM222 243V242H221ZM224 243V242H223ZM242 243H243V246H242ZM43 244V243H42ZM50 244V243H49ZM74 244V243H73ZM167 244V243H166ZM179 244V243H178ZM197 244V245H198ZM225 244V243H224ZM233 244V243H232ZM232 244L230 245V244H228V245H230L231 247H235L234 245L232 246ZM237 244V245H238ZM4 245V244H3ZM25 245V244H24ZM43 245H45V244H43ZM48 245V244H47ZM59 245V244H58ZM80 245V244H79ZM227 245V246H228ZM236 245V246H237ZM70 246H72V245H70ZM74 246V245H73ZM98 246V245H97ZM100 246V245H99ZM170 246H171V244H170ZM182 246H184V245H182ZM201 246V245H200ZM214 246V245H213ZM220 246H222V245H220ZM226 246V247H227ZM229 246V247H230ZM4 247V246H3ZM25 247V246H24ZM42 247V246H41ZM94 247V246H93ZM121 247V246H120ZM119 247V248H120ZM138 247V246H137ZM142 247V246H141ZM189 247V246H188ZM209 247V246H208ZM238 247V246H237ZM247 247V248H246ZM7 248H9V247H7ZM76 248V247H75ZM170 248V247H169ZM218 248V247H217ZM220 248V247H219ZM243 248H241V249H243ZM264 248V247H263ZM20 249V248H19ZM22 249V248H21ZM20 249V250H21ZM33 249V248H32ZM31 249V250H32ZM40 249V248H39ZM71 249V248H70ZM82 249V248H81ZM85 249V248H84ZM140 249V248H139ZM142 249H144V248H142ZM181 249V248H180ZM183 249V248H182ZM205 250H206V247L204 248ZM208 249V248H207ZM209 249H211V248H209ZM235 249H237V248H235ZM252 249V250H251ZM11 250V249H10ZM16 250V249H15ZM18 250V249H17ZM123 250V249H122ZM137 250V249H136ZM175 250V249H174ZM228 250V249H227ZM2 251V250H1ZM9 251V250H8ZM65 251V250H64ZM124 251V250H123ZM234 251V250H233ZM232 251V252H233ZM235 251H237V250H235ZM244 251V250H243ZM246 251V250H245ZM7 252V251H6ZM17 252V251H16ZM34 252V251H33ZM59 252V251H58ZM75 252V251H74ZM118 252H119V250H118ZM148 252V251H147ZM229 252V251H228ZM257 252L258 253H261L262 252V250L259 252V250H257ZM257 252H256V254H257ZM263 252H264V250H263ZM31 253H32V251H31ZM243 253V252H242ZM245 253V252H244ZM154 254V253H153ZM181 254V253H180ZM230 254L232 255L233 253H231L230 252ZM252 254H255L254 253V251H253V253ZM255 254V255H256ZM264 254V253H263ZM140 255H141V253H140ZM146 255V254H145ZM144 255V256H145ZM227 255H229V254H227ZM234 255H235V253H234ZM242 255V254H241ZM246 255V254H245ZM244 255V256H245ZM261 256H262V254H260ZM259 255V256H260ZM154 256V255H153ZM178 256V255H177ZM216 256V255H215ZM3 257H4V255H3ZM70 257V256H69ZM71 257H72V255H71ZM147 257V256H146ZM145 257V258H146ZM211 257V256H210ZM6 258H7V256H6ZM144 258V259H145ZM243 258V257H242ZM258 258V257H257ZM260 258V257H259ZM258 258V259H259ZM56 259V258H55ZM74 259V258H73ZM107 259V258H106ZM236 259V258H235ZM263 259V258H262ZM58 260V259H57ZM70 260V259H69ZM143 260V259H142ZM241 260H243L244 261V259H241ZM253 261H254V259H252ZM222 261V260H221ZM252 261V262H253ZM148 262V261H147ZM232 262H234V261H232ZM237 260H236V264H237ZM255 262V261H254ZM74 263V262H73ZM151 263V262H150ZM261 263V262H260ZM144 264V263H143ZM234 264V263H233ZM258 264V263H257Z\"/></svg>",
	"mask_w": 264,
	"mask_h": 264
}]
</instances>
